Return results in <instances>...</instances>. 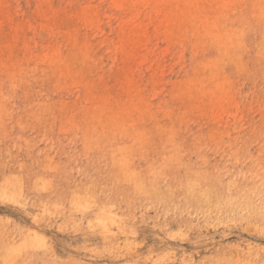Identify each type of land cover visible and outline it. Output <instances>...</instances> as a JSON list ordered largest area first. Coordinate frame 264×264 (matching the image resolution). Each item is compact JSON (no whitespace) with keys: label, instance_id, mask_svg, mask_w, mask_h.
Masks as SVG:
<instances>
[{"label":"rangeland","instance_id":"rangeland-1","mask_svg":"<svg viewBox=\"0 0 264 264\" xmlns=\"http://www.w3.org/2000/svg\"><path fill=\"white\" fill-rule=\"evenodd\" d=\"M168 1L169 0H167V3H166V1L164 2V0H157V2L151 1V0L149 2L146 0V1L141 2L140 6L136 7L135 9L134 8L130 9V8H124L123 6L115 2V0H102V1L101 0H52V1L51 0H31V1L30 0H15V1L14 0H3V1L0 0V3H1L0 5L1 6L0 7V11H1L0 25L2 26V27L0 26L1 27L0 34L3 33L2 35H0V47H1L0 48V52H1L0 53V66L2 67V68L0 67V75L2 76V78L0 76V84H1L0 86V94H1L0 95V109L1 110L3 109L2 111H0L1 113L0 118H2L0 119V125H1L0 126V138L2 137L0 139L1 140L0 148L2 146V149H0V157H1L0 164H2L0 166V183L2 184L0 186V189H1V192H0V204H1L0 205V230H1V233L0 235L5 233L4 235L0 236V238H2L4 241L3 242L2 239H0V246H2L0 247L2 249L0 250L1 251L0 256L4 254L2 255L3 258L2 256L0 257V264H26V261L28 262L27 264H45V263L46 264H113V263L114 264H148V263L149 264H211L212 262H214L213 264H216V263L223 264L224 262H226L225 264L227 263L228 264H239V263L240 264H264V218H262L264 217V209H263L264 208L263 206L264 205V81H263L264 71H261V70H264L263 68L264 67V57H263L264 56V38H263L264 36V8H263L264 0H261V1L260 0H198V1L197 0H186V1L178 0L179 2L177 0H170L169 2ZM149 3L151 6L149 5ZM154 4H157L158 6ZM227 4L228 6H226ZM35 5H36V8H35ZM43 5L45 6V8ZM142 5H144V7ZM202 5H203V8H202ZM47 6L48 7L50 6V7L46 8ZM61 6H64L66 8L64 9V7H61ZM205 6L207 8H205ZM26 8L28 10H26ZM241 8L243 11L241 10ZM44 9L46 10V12ZM79 9H81L82 12ZM155 9H158V11L157 12L154 11ZM205 9H208V11L209 10L210 11L205 12ZM254 9H256L257 11ZM68 10L70 11V13ZM17 11L19 14L18 13L16 14ZM239 11L242 13H240ZM232 12L233 14H231ZM234 12L235 13L238 12L237 13L238 15L235 14ZM5 13L7 14L8 19L6 18ZM13 13L15 14L13 15ZM36 13H38V15ZM52 13L53 14L56 13L54 14L56 15V17L52 15ZM71 13H72V17L69 16V14L71 15ZM94 13L96 15H94ZM25 14L27 15V17ZM91 14L94 17L93 16L90 17ZM48 15L52 17H48ZM67 16L69 17L68 19H67ZM77 16L79 17V19ZM15 17L16 19L20 18L21 20L20 19L16 20ZM206 17H208L207 18L208 20L205 19ZM237 17H240V18H237ZM10 18L12 19V21ZM44 18H46L47 20ZM88 18L89 20H87ZM154 18L158 20L155 21ZM234 18L235 20H233ZM25 19H27L28 21ZM64 19L66 22L64 21ZM99 19L102 23H100ZM140 20L141 21L144 20V21L141 22ZM170 20L173 23H171ZM222 20L224 21V25H223ZM210 21L214 22V25H212L213 23H211ZM47 23L49 24L47 25ZM155 23H157V25ZM164 23H165V26H164ZM169 23L172 25H170ZM236 23H238L239 25ZM248 23H251V24H248ZM75 24L76 25L78 24V25L76 26ZM122 24L124 26L127 25L128 27L123 26L124 29L123 28L121 29L120 25ZM26 25L28 27H26ZM32 25L34 26L35 29L33 28ZM129 25H132L135 27L137 25L138 27L140 26L139 34L133 37L135 34L131 30L130 31L128 30V28L131 27V26L129 27ZM10 26H11V29H10ZM46 26L48 28H46ZM211 26H213V29H211L212 28ZM87 27L88 28L90 27V28L88 29ZM196 27H197V30H196ZM170 28L172 31L170 30ZM209 28H210V31H209ZM41 29L45 30V32H43ZM104 29H105V32H103ZM119 29H121L122 32ZM236 29L238 31H235ZM170 32H172V34ZM203 32L205 33V35H203L204 34ZM4 33L6 36L4 35ZM30 33L32 34L30 35ZM140 33L141 34L143 33L144 35L143 34L141 35ZM165 33L167 34L165 35ZM196 33L199 35H196ZM209 33L210 34L212 33V35H210ZM88 34H89V39H88ZM200 35H203V36L200 37ZM125 36L127 37V39H125ZM187 36H190V37H187ZM22 37L24 38V42H23ZM83 37H86V38H84L83 40ZM217 37L219 38V41ZM2 38H5V39H2ZM189 38L191 40H189ZM79 39H82V40H79ZM123 39L125 42H122ZM126 42L129 45H127ZM213 44H216V45H213ZM74 45H77V47H75ZM90 46H91V49H89ZM18 48H19V51H18ZM50 48L52 49L49 51ZM132 49L133 50L136 49V50L132 51ZM82 50H83V54H81ZM57 52L61 54L58 55ZM112 52L113 54L111 55ZM133 52L135 54H133ZM27 53H28V56H27ZM52 54H53V57H52ZM61 55L63 56V58ZM83 55L86 57H84ZM74 57L75 59H73ZM25 58H27L28 61ZM50 58L52 59L50 60ZM35 60H40V61H35ZM50 61L51 63H49ZM116 63L117 65H115ZM96 64L97 66L95 67ZM206 65H207V68L205 67ZM64 66H66V68ZM159 67L161 69H159ZM53 68L54 69L57 68V69L54 70ZM79 68L81 69L83 68L82 72L80 71ZM219 69H221V71ZM29 70H32V72L33 71L34 72L33 73L31 71L29 72ZM43 70H45L46 72ZM52 70L53 72L54 71L55 72L52 73ZM162 72L164 75L162 74ZM64 74L67 76H64ZM74 75H77V76H74ZM118 75L119 76L121 75V76L117 77ZM12 76H13V79H12ZM125 76L127 79H123ZM148 77L150 80L148 79ZM88 78H91V80L88 81ZM116 78H117L118 83L115 82ZM1 79L3 80L1 81ZM97 79H100V80H97ZM196 79L199 80V82L196 81ZM75 80L78 82H76ZM119 80H122V81H119ZM172 80L174 81V84L172 83ZM85 81H86V86L83 87V85L85 84ZM201 81L202 83H200ZM61 82H62V85H60ZM14 83H15V86H14ZM149 83L150 85H148ZM102 84H106V85L103 86ZM127 84H130V85L127 86ZM16 85L18 86L16 87ZM63 85L65 86L62 87ZM66 85H68L69 87ZM70 85H72L73 87L72 86L70 87ZM139 85H140V88H139ZM207 85L211 88H208ZM2 86H3V89H2ZM94 86L96 87V89ZM170 86H172L173 88H171ZM183 86L185 88H183ZM201 86L204 87L205 89L202 88ZM61 87L62 89H59ZM89 87L93 89H90ZM125 87L127 88V90H125L126 89ZM144 87H145V90H144ZM186 87L188 90H185ZM195 87H197L198 89L197 91ZM11 88H13V90ZM85 88H87L88 90L87 89L84 90ZM89 89L92 91H90ZM203 90L204 92H202ZM85 91L87 92V94ZM102 91L105 92L104 96L102 95L103 94ZM182 91H183V94H182ZM227 91H228V94H227ZM112 92L113 94L114 93L115 94L113 95ZM179 92H180V95H179ZM194 92L195 93L197 92L199 95L197 93L195 94ZM6 93H9V94H6ZM82 93H84L83 95L85 97L84 96L82 97L81 95ZM95 93L98 95H95ZM25 95H27V100H26ZM60 97H62V99ZM90 97L93 99H91ZM140 97L142 98L140 99ZM90 99L93 102H91ZM125 99H128L127 101L129 103H127ZM110 100L111 101L114 100L115 102L113 101L112 103ZM142 100L144 103L142 102ZM219 100H222V101L224 100L223 102L221 101L223 104L222 103L219 104V102H216ZM54 101L56 104L53 103ZM66 101L70 104H68ZM116 101L117 102L119 101V102L117 103ZM35 102L37 104H35ZM41 102H44V103H41ZM193 102H196V103H193ZM209 102H212V103L214 102V106L212 105V103H209ZM88 103H91V105ZM217 103L219 105H217ZM61 104H63V106ZM221 104L223 106H221ZM225 105H227V107ZM101 106H103L104 109H102L103 107L101 108ZM220 106L222 108L225 107V109L221 110L222 108ZM111 107L112 108L114 107V108L111 109ZM216 107L217 108L220 107V109L219 108L217 109ZM5 108L6 110L4 111ZM94 108L96 111L95 110L93 111ZM144 109L147 111H145ZM157 109L158 111H156ZM226 110L228 113L226 112ZM107 111L108 113H106L105 115L106 118H104V114ZM149 111L151 112V115H149ZM38 112L39 113L41 112V114L43 113L42 116L39 117L40 114ZM60 112H62L61 113L62 116L59 114ZM181 112H184V114ZM70 113L73 118L71 116H69L70 118L68 117V114L70 115ZM138 113L139 115L141 113V119H140V116H138ZM144 113L145 115H143ZM218 113H219V116H218ZM85 114L87 115L85 116ZM194 114H197V115H194ZM8 115H10V117H8ZM225 115H227V117H225ZM130 116L131 117L138 116L136 117V119L137 120L140 119V121L142 120V122H140L139 120L138 122L134 117L131 118ZM115 117L118 121L115 120ZM215 117L217 118V120L214 119ZM8 118L9 119L11 118V119L9 120ZM43 118L45 120H43ZM93 118L95 121L96 120L97 121L96 122L93 121ZM126 118L127 120H125ZM129 118L131 121L128 120ZM88 119H89V124L87 121ZM119 120L121 123L119 122ZM155 120H157V122H155ZM70 123H72L73 127L69 126L71 125ZM117 123H119L120 126L122 127H120L119 124ZM132 123L133 125H131ZM143 125L144 127H142ZM26 126H28L27 129H26ZM42 126L43 127L45 126V127L43 128ZM150 127L152 128L154 127L153 128L154 130H152V128ZM36 128L38 129V131H35ZM42 128L43 130H41ZM123 128L124 130H122ZM125 128H128V129L131 128L130 130L127 129L128 131L125 132L127 134L129 133L128 134L130 135L129 137L128 135L121 132V131H125ZM135 129H138L139 131L137 132V130ZM160 130H162L163 132ZM24 131H26L27 133ZM89 131H91V133ZM152 131L154 133H152ZM102 132L103 134H105L104 136H102ZM115 133H118V134L115 135ZM141 133L145 135L144 136L145 138L143 137ZM10 134L12 137L10 136ZM96 134H98L99 137ZM123 134H124V137L123 136L120 137V135H123ZM93 135L97 137L95 138ZM132 135L133 137L135 136L134 137L135 139L131 137ZM159 135H161V137ZM105 136L108 137L109 139L108 138L106 139ZM170 136L173 138H171ZM36 137L37 138L39 137V138L37 139ZM164 137L166 139H164ZM192 137L196 140L194 141ZM69 138H70V141H69ZM97 138L99 139V141ZM83 139H84V142H83ZM133 139L135 141H133ZM148 140L150 142H148ZM110 141L112 142L111 144H110ZM122 142L124 143V145H121ZM190 142L191 144L192 143L193 144L191 145ZM14 143H15V146H14ZM95 143H98V144L94 146ZM138 143L139 144L142 143V145L140 144L139 146ZM170 144L173 146H171ZM175 144L178 146V148ZM47 146H48V151H47ZM6 149H8V152ZM19 149L21 150L19 151ZM40 149L41 151H39ZM121 149L122 150L124 149V151H122ZM10 150L13 152H10ZM60 150L62 153H60ZM115 150H116V153H115ZM15 151H17L16 152L17 155L15 154ZM125 151L126 152L131 151V152L126 153ZM33 153L35 154V156L33 155ZM103 153H104L103 155L104 158L102 156ZM177 153L179 157L181 156L180 159L178 158ZM37 154H38V157H36ZM164 157L165 159L163 160ZM40 158L42 160H40ZM161 158H162V161L160 160ZM89 160L91 162H89ZM25 161L28 163H26ZM97 162H99V164ZM81 163H82V166H81ZM156 163H159L160 165L159 164L156 165ZM179 163L180 164L182 163V164L180 165ZM57 164L60 167H58ZM116 164L119 166H117ZM138 164H141V165H138ZM145 164H147V166ZM176 164L178 165V167H175ZM91 165L94 167H92ZM90 166L92 167V169ZM59 168H61V170ZM19 169L21 171H19ZM33 169L34 170L36 169V170L32 171ZM62 171L64 172V174ZM35 173H37V176ZM162 173L164 174V176ZM198 174H200V176ZM19 175L21 177H19ZM30 175L31 176L33 175V176L31 177ZM51 175L53 178L51 177ZM23 177H25V179ZM19 178L21 181L19 180ZM184 178L185 180H183ZM203 178L205 180V183L203 182L204 181ZM206 178L209 180H207ZM52 179H55V181L56 180L57 181L53 182ZM63 179L64 181H62ZM107 179H109L108 182H107ZM156 179H158V181ZM15 181H16V184H19L18 189L21 186L24 190L22 188H20V190H17L16 188L17 186L16 185H15L16 187L14 186ZM31 181L32 183L30 184ZM184 181L188 183H184ZM213 181H215L214 184H212ZM11 182L12 184H10ZM163 182H164V186H162L163 184H161ZM182 182L183 184H181ZM75 183H76V186L78 185L77 187H75ZM112 183L114 184V186ZM216 183L219 187L216 186ZM52 184H53V187H52ZM27 185H29L30 187ZM156 185L158 186V189L157 187H155ZM177 186L179 187V189ZM1 187H3V190ZM12 188H14L15 190ZM168 189L170 190V193ZM202 189L203 191H201ZM11 190L16 192V194L14 193L15 196H13L14 194H13V191ZM49 190L51 191L49 192ZM122 190H124V192H122ZM159 190H161L162 192L160 191V193H158ZM215 190L216 191L218 190V191L216 192ZM8 191L9 192L11 191L12 195H10L11 193H9ZM98 191H99V194H98ZM148 191H151V192L147 193ZM232 192L238 196L234 195ZM140 193L141 195L139 196ZM249 193L251 194V196L249 195ZM196 194L198 195V197ZM38 195H39V198H38ZM63 195L65 198L63 197ZM253 195L255 196L253 197ZM3 197L4 198L6 197L7 199L5 198V200H8V201L6 202L3 201L4 200ZM33 198H35V200ZM169 198L170 200H168ZM220 198L223 200L225 199V201L221 200ZM245 198L247 199V201ZM16 199H18L17 202H16ZM47 199L49 200V202ZM207 199H209L210 201L209 204H208L209 201ZM218 199L220 200V202L218 201ZM233 199L236 202H234ZM60 200L62 201V203ZM200 200L203 202H200ZM240 200L242 202H240ZM79 201L80 202L82 201L83 203L82 202L80 203ZM230 201L231 203L229 204ZM199 202L201 204H199ZM106 203L107 205H105ZM244 203L246 205H243ZM248 203H249V206H248ZM198 204L201 207L197 206ZM237 204L239 206H236ZM186 206L188 208V209L186 208L187 210L185 209ZM234 206H236L235 209H234ZM172 207L174 209H172ZM213 207H214V210H213ZM217 207H220V208L222 207L225 209L221 208L220 210L218 208V210H216ZM79 208L82 210L80 211ZM85 208H87L88 210H85ZM46 209H47V212H46ZM98 209L100 210L102 209L103 211L102 210L100 211ZM208 209H210V213ZM195 211L197 212V214ZM198 211H200L199 214H198ZM34 212L37 215H35ZM108 213H111V214H108ZM210 214H211V217H209ZM141 215H142V219L140 218ZM119 216H122V217H119ZM105 217H106V221H105ZM219 217L221 219H219ZM90 219H93V220H90ZM113 220L117 222V224ZM138 220H139V223H138ZM49 221L50 223H52V225L49 223ZM86 222H88V224ZM94 222L95 224L97 222V224H100V225H97V224L95 225ZM62 225L64 226V228ZM87 225H89L88 226L89 228H87ZM94 225H95V228H94ZM104 229L106 230L104 231ZM14 231H16L17 233L16 232L14 233ZM25 232L27 234H25ZM127 233H130V235ZM29 234H31L32 236L30 237ZM88 234L90 237L88 236ZM76 237L77 239H75ZM30 238H32V240ZM34 239L35 241H33ZM30 244L32 245V248ZM36 245H38L39 247ZM42 249H44V251L46 249V251L43 252ZM82 250H83V253H82ZM23 252L24 253L26 252L25 255ZM17 253L20 255H17ZM135 253L139 256H137ZM23 255L24 257H22ZM217 256H218V259H217ZM221 257L224 260L221 259ZM213 258H214V261L211 262L210 259L213 260Z\"/></svg>","mask_w":264,"mask_h":264},{"label":"bare ground","instance_id":"bare-ground-1","mask_svg":"<svg viewBox=\"0 0 264 264\" xmlns=\"http://www.w3.org/2000/svg\"><path fill=\"white\" fill-rule=\"evenodd\" d=\"M2 1H3V0H2ZM14 1H15V0H14ZM30 1H31V0H30ZM51 1H52V0H51ZM101 1H102V0H101ZM143 1H146V0H115V2H117L119 5L123 6L124 8H130V9H133V8L135 9L136 7L140 6V3L143 2ZM147 1L150 2V0H147ZM151 1H156V2H157V0H151ZM165 1H166V3H167V0H164V2H165ZM169 1H170V0H169ZM169 1H168V2H169ZM177 1H178V0H177ZM181 1H183V0H181ZM185 1H186V0H185ZM197 1H198V0H197ZM260 1H261V0H260ZM60 2H61V1H60ZM97 2H98V1H97ZM110 2H111V1H110ZM160 2H161V1H160ZM162 2H163V1H162ZM178 2H179V1H178ZM229 2H230V1H229ZM249 2H250V1H249ZM36 3H37V2H36ZM36 3H35V4H36ZM67 3H68V2H67ZM117 3H116V4H117ZM146 3H147V2H146ZM204 3H205V2H204ZM256 3H257V2H256ZM263 3H264V2H263ZM8 4H9V3H8ZM22 4H23V3H22ZM43 4H44V3H43ZM74 4H75V3H74ZM95 4H96V3H95ZM113 4H114V2H113ZM157 4H158V3H157ZM157 4H154V5H157ZM192 4H193V2H192ZM228 4H230V3H228ZM228 4H227L226 6H228ZM0 5H1V3H0ZM44 5H45V4H44ZM44 5H43V6H44ZM61 5H62V4H61ZM68 5H69V4H68ZM149 5H150V3H149ZM163 5H164V4H163ZM163 5H162V6H163ZM181 5H182V4H181ZM263 5H264V4H263ZM41 6H42V4H41ZM80 6H81V5H80ZM87 6H88V5H87ZM142 6L144 7V5H142ZM150 6H151V5H150ZM157 6H158V5H157ZM157 6H156V7H157ZM165 6H166V5H165ZM226 6H225V7H226ZM261 6H262V5H261ZM0 7H1V6H0ZM49 7H50V6H49ZM49 7L47 6L46 8H49ZM57 7H58V6H57ZM57 7H56V8H57ZM61 7H64V6H61ZM90 7H92V6H90ZM95 7H96V6H95ZM100 7H101V6H100ZM148 7H149V6H148ZM159 7H161V6H159ZM159 7H158V8H159ZM176 7H177V6H176ZM255 7H256V6H255ZM257 7H258V6H257ZM17 8H18V7H17ZM35 8H36V5H35ZM44 8H45V6H44ZM65 8H66V7H64V9H65ZM72 8H73V6H72ZM86 8H88V7H86ZM96 8H97V7H96ZM118 8H119V7H118ZM202 8H203V5H202ZM205 8H207V7L205 6ZM253 8H254V7H253ZM263 8H264V7H263ZM263 8H262V9H263ZM4 9H5V8H4ZM9 9H10V8H9ZM32 9H34V8H32ZM58 9H59V8H58ZM61 9H62V8H61ZM84 9H85V8H84ZM91 9H92V8H91ZM91 9H90V11H91ZM141 9H143V8H141ZM141 9H140V10H141ZM151 9H152V7H151ZM153 9H154V8H153ZM231 9H232V7H231ZM26 10H28V9L26 8ZM44 10H45V9H44ZM62 10H63V9H62ZM71 10H72V9H71ZM79 10L82 12L81 9H79ZM104 10H105V9H104ZM106 10H107V9H106ZM236 10H237V9H236ZM236 10H235V11H236ZM239 10H240V9H239ZM241 10H242V8H241ZM254 10H256V9H254ZM15 11H16V9H15ZM15 11H14V12H15ZM49 11H50V10H49ZM52 11H53V10H52ZM68 11H69V10H68ZM73 11H74V10H73ZM84 11H85V10H84ZM154 11L157 12L158 9H155ZM206 11H208V9H205V12H206ZM209 11H210V10H209ZM209 11H208V12H209ZM242 11H243V10H242ZM256 11H257V10H256ZM45 12H46V10H45ZM50 12H51V11H50ZM64 12H65V11H64ZM66 12H67V11H66ZM75 12H76V11H75ZM88 12H89V11H88ZM149 12H150V11H149ZM201 12H202V10H201ZM239 12H240V11H239ZM251 12H252V11H251ZM0 13H1V11H0ZM17 13H18V11L16 12V14H17ZM22 13H23V12H22ZM27 13H28V12H27ZM56 13H57V12H56ZM56 13H54V14H56ZM69 13H70V11H69ZM89 13H90V12H89ZM139 13H140V12H139ZM234 13H235V12H234ZM237 13H238V12H237ZM237 13H235V14H237ZM240 13H242V12H240ZM245 13H246V12H245ZM5 14H6V13H5ZM5 14H3V15H5ZM10 14H11V13H10ZM10 14H8V15H10ZM14 14H15V13H13V15H14ZM18 14H19V13H18ZM36 14L38 15V13H36ZM46 14H47V13H46ZM54 14L52 13V15H54ZM75 14H76V13H75ZM79 14H80V12H79ZM199 14H200V13H199ZM199 14H198V15H199ZM231 14H233V12H232ZM25 15H26V14H25ZM30 15H31V14H30ZM44 15H45V14H44ZM77 15H78V13H77ZM94 15H96V14L94 13ZM152 15H153V14H152ZM157 15H158V14H157ZM165 15H166V14H165ZM181 15H182V14H181ZM223 15H224V14H223ZM237 15H238V14H237ZM15 16H17V15H15ZM54 16L56 17V15H54ZM69 16L72 17V13H71V15L69 14ZM83 16H84V15H83ZM92 16H93V15L91 14L90 17H92ZM99 16H100V15H99ZM104 16H105V15H104ZM107 16H108V15H107ZM122 16H123V15H122ZM194 16H195V15H194ZM229 16H230V15H229ZM232 16H233V15H232ZM247 16H248V15H247ZM9 17H10V16H9ZM19 17H20V16H19ZM26 17H27V15H26ZM28 17H30V16H28ZM36 17H37V16H36ZM39 17H40V16H39ZM48 17H52V16H49V15H48ZM65 17H66V16H65ZM77 17H78V16H77ZM80 17H81V16H80ZM84 17H85V16H84ZM84 17H83V18H84ZM93 17H94V16H93ZM131 17H133V16H131ZM136 17H137V16H136ZM136 17H135V18H136ZM168 17H170V16H168ZM227 17H228V16H227ZM235 17H236V16H235ZM240 17H241V16H240ZM240 17H237V18H240ZM6 18H7V14H6ZM11 18H12V17H11ZM11 18H10V19H11ZM13 18H14V17H13ZM21 18H22V17H21ZM40 18H41V17H40ZM61 18H62V17H61ZM68 18H69V17L67 16V19H68ZM81 18H82V17H81ZM102 18H103V17H102ZM104 18H105V17H104ZM135 18H134V19H135ZM193 18H195V17H193ZM193 18H192V19H193ZM207 18H208V17H206L205 19H207ZM216 18H217V17H216ZM230 18H231V17H230ZM248 18H249V17H248ZM4 19H5V18H4ZM7 19H8V18H7ZM15 19H16V17H15ZM19 19H20V18H17L16 20H19ZM44 19H46V18H44ZM52 19H53V18H52ZM70 19H71V18H70ZM74 19H75V18H74ZM78 19H79V17H78ZM111 19H112V18H111ZM116 19H117V18H116ZM141 19H143V18H141ZM154 19H155V18H154ZM161 19H163V18H161ZM169 19H170V18H169ZM173 19H175V18H173ZM184 19H185V18H184ZM205 19H204V21H205ZM209 19H210V18H209ZM226 19H227V18H226ZM249 19H250V18H249ZM2 20H3V19H2ZM20 20H21V19H20ZM25 20H27V19H25ZM46 20H47V19H46ZM56 20H57V19H56ZM58 20H59V19H58ZM87 20H89V18H88ZM109 20H110V19H109ZM109 20H108V21H109ZM113 20H114V19H113ZM131 20H132V19H131ZM157 20H158V19H157ZM157 20L155 19V21H157ZM165 20H166V19H165ZM171 20H172V19H171ZM171 20H170V22H171ZM186 20H187V19H186ZM207 20H208V19H207ZM210 20H211V19H210ZM220 20H221V19H220ZM233 20H235V18H234ZM241 20H242V19H241ZM255 20H256V19H255ZM255 20H254V21H255ZM11 21H12V19H11ZM23 21H24V19H23ZM27 21H28V20H27ZM64 21H65V19H64ZM91 21H92V20H91ZM99 21H100V19H99ZM102 21H103V20H102ZM140 21H141V20H140ZM143 21H144V20H143ZM143 21H141V22H143ZM159 21H161V20H159ZM191 21H192V20H191ZM212 21H213V20H212ZM212 21H210V22L213 23L212 25H214V22H212ZM222 21H223V20H222ZM236 21H237V20H236ZM18 22H19V21H18ZM18 22H17V23H18ZM32 22H34V21H32ZM59 22H60V21H59ZM62 22H63V21H62ZM65 22H66V21H65ZM67 22H69V21H67ZM70 22H71V21H70ZM93 22H94V21H93ZM133 22H134V20H133ZM196 22H197V21H196ZM218 22H219V21H218ZM238 22H239V21H238ZM241 22H242V21H241ZM258 22H259V21H258ZM8 23H9V22H8ZM10 23H12V22H10ZM19 23H20V22H19ZM35 23H36V22H35ZM53 23H54V22H53ZM89 23H90V22H89ZM91 23H92V22H91ZM100 23H102V22L100 21ZM157 23H158V22H157ZM157 23H155V24L157 25ZM171 23H173V22H171ZM174 23H175V21H174ZM211 23H210V24H211ZM226 23H227V22H226ZM232 23H233V22H232ZM48 24H49V23H47V25H48ZM55 24H56V23H55ZM59 24H61V23H59ZM78 24H79V23H78ZM78 24H77V25H78ZM117 24H118V23H117ZM134 24H135V23H134ZM134 24H133V25H134ZM151 24H152V23H151ZM169 24H170V23H169ZM199 24H200V23H199ZM210 24H209V25H210ZM220 24H221V23H220ZM220 24H219V25H220ZM236 24H238V23H236ZM248 24H251V23H248ZM30 25H31V24H30ZM51 25H52V24H51ZM65 25H67V24H65ZM75 25H76V24H75ZM77 25H76V26H77ZM142 25H143V24H142ZM161 25H162V24H161ZM170 25H172V24H170ZM207 25H208V24H207ZM223 25H224V21H223ZM238 25H239V24H238ZM238 25H237V26H238ZM0 26H1V25H0ZM32 26H33V25H32ZM54 26H56V25H54ZM58 26H59V25H58ZM70 26H71V25H70ZM90 26H91V25H90ZM105 26H106V25H105ZM123 26H124L123 24L120 25V28L122 29ZM125 26H127V25H125ZM125 26H124V27H125ZM130 26H131V27H130ZM162 26H163V25H162ZM164 26H165V23H164ZM187 26H188V25H187ZM234 26H235V25H234ZM1 27H2V26H1ZM1 27H0V28H1ZM4 27H5V26H4ZM24 27H25V26H24ZM26 27H28V26L26 25ZM30 27H31V26H30ZM35 27H36V26H35ZM81 27H82V26H81ZM91 27H92V26H91ZM117 27H118V26H117ZM127 27H128V26H127ZM127 27H126V28H127ZM129 27H130V28H128V30H129V31L131 30V31L135 34L133 37H135L136 35L139 34V29H140L139 27H140V26L138 27V25H137V26L135 27V26L129 25ZM188 27H189V26H188ZM211 27H212L211 29H213V26H211ZM33 28H34V26H33ZM46 28H48V27L46 26ZM87 28H88V27H87ZM89 28H90V27H89ZM89 28H88V29H89ZM103 28H104V26H103ZM107 28H108V27H107ZM118 28H119V27H118ZM118 28H117V29H118ZM126 28H125V29H126ZM189 28H190V27H189ZM191 28H193V27H191ZM3 29H4V28H3ZM10 29H11V26H10ZM24 29H26V28H24ZM34 29H35V28H34ZM37 29H38V27H37ZM66 29H67V28H66ZM83 29H84V28H83ZM115 29H116V28H115ZM121 29H119V30L122 32ZM123 29H124V28H123ZM178 29H180V28H178ZM194 29H195V28H194ZM204 29H205V28H204ZM206 29H207V28H206ZM227 29H228V28H227ZM21 30H22V28H21ZM28 30H30V29H28ZM41 30H42L43 32H45V30H43V29H41ZM81 30H82V28H81ZM158 30H159V29H158ZM170 30H171V28H170ZM191 30H192V29H191ZM196 30H197V27H196ZM202 30H203V29H202ZM214 30H215V29H214ZM216 30H217V29H216ZM241 30H242V29H241ZM248 30H249V29H248ZM2 31H3V30H2ZM2 31H1V32H2ZM24 31H25V30H24ZM48 31H49V30H48ZM75 31H77V30H75ZM91 31H92V30H91ZM120 31H119V33H120ZM124 31H125V30H124ZM124 31H123V33H124ZM168 31H169V30H168ZM171 31H172V30H171ZM173 31H174V30H173ZM175 31H176V30H175ZM179 31H180V30H179ZM209 31H210V28H209ZM226 31H227V30H226ZM235 31H238V30L236 29ZM9 32H10V31H9ZM28 32H29V31H28ZM30 32H32V31H30ZM64 32H65V31H64ZM81 32H82V31H81ZM103 32H105V29H104ZM142 32H143V31H142ZM159 32H160V31H159ZM165 32H166V31H165ZM177 32H178V31H177ZM197 32H198V31H197ZM211 32H213V31H211ZM6 33H7V32H6ZM48 33H49V32H48ZM82 33H83V32H82ZM115 33H116V32H115ZM133 33H132V35H133ZM144 33H145V32H144ZM170 33L172 34V32H170ZM179 33H180V32H179ZM179 33H178V34H179ZM203 33H204V32H203ZM214 33H215V32H214ZM235 33H237V32H235ZM242 33H243V32H242ZM2 34H3V33H1L0 35H2ZM31 34H32V33H30V35H31ZM92 34H93V32H92ZM117 34H118V33H117ZM140 34H141V33H140ZM142 34H143V33H142ZM142 34H141V35H142ZM158 34H159V33H158ZM166 34H167V33H165V35H166ZM168 34H169V33H168ZM178 34H177V35H178ZM191 34H193V33H191ZM191 34H190V35H191ZM209 34H210V33H209ZM244 34H245V33H244ZM4 35H5V33H4ZM4 35H3V36H4ZM64 35H66V34H64ZM86 35H87V34H86ZM86 35H85V36H86ZM95 35H96V34H95ZM115 35H116V34H115ZM122 35H123V34H122ZM143 35H144V34H143ZM145 35H146V34H145ZM196 35H199V34L196 33ZM203 35H205V33H204ZM203 35H200V37H202ZM210 35H212V33H211ZM210 35H209V36H210ZM5 36H6V35H5ZM32 36H33V35H32ZM59 36H60V35H59ZM68 36H69V35H68ZM120 36H121V35H120ZM181 36H182V35H181ZM242 36H243V35H242ZM26 37H27V36H26ZM75 37H76V36H75ZM80 37H81V35H80ZM129 37H130V36H129ZM131 37H132V36H131ZM164 37H165V36H164ZM187 37H190V36H187ZM238 37H239V36H238ZM9 38H10V37H9ZM9 38H8V39H9ZM22 38H23V37H22ZM46 38H47V37H46ZM73 38H74V37H73ZM84 38H86V37H83V40H84ZM179 38H181V37H179ZM204 38H205V37H204ZM217 38H218V37H217ZM217 38H216V39H217ZM220 38H221V37H220ZM263 38H264V36H263ZM2 39H5V38H2ZM35 39H36V38H35ZM50 39H51V38H50ZM68 39H69V38H68ZM88 39H89V34H88ZM105 39H106V37H105ZM109 39H110V38H109ZM125 39H127L126 36H125ZM128 39H129V38H128ZM168 39H169V38H168ZM213 39H215V38H213ZM240 39H241V38H240ZM261 39H262V38H261ZM9 40H10V39H9ZM21 40H22V39H21ZM55 40H56V39H55ZM57 40H58V39H57ZM79 40H82V39H79ZM116 40H117V39H116ZM134 40H136V39H134ZM142 40H143V39H142ZM175 40H176V38H175ZM182 40H183V39H182ZM189 40H191V39L189 38ZM220 40H221V39H220ZM5 41H7V40H5ZM19 41H20V40H19ZM19 41H18V42H19ZM33 41H34V40H33ZM58 41H59V40H58ZM62 41H63V40H62ZM76 41H77V40H76ZM85 41H86V40H85ZM85 41H84V42H85ZM138 41H140V40H138ZM143 41H144V40H143ZM168 41H169V40H168ZM206 41H207V40H206ZM206 41H205V42H206ZM218 41H219V38H218ZM218 41H217V42H218ZM259 41H260V40H259ZM23 42H24V38H23ZM78 42H79V41H78ZM90 42H91V41H90ZM93 42H94V41H93ZM106 42H107V41H106ZM116 42H117V41H116ZM122 42H125L124 39H123ZM136 42H137V41H136ZM176 42H177V41H176ZM196 42H197V41H196ZM47 43H48V42H47ZM47 43H46V44H47ZM81 43H82V42H81ZM85 43H86V42H85ZM97 43H98V42H97ZM102 43H104V42H102ZM102 43H101V44H102ZM112 43H113V42H112ZM118 43H119V42H118ZM128 43H130V42H128ZM133 43H134V41H133ZM133 43H132V44H133ZM140 43H141V42H140ZM181 43H182V42H181ZM259 43H260V42H259ZM18 44H19V43H18ZM63 44H64V43H63ZM75 44H76V43H75ZM93 44H94V43H93ZM126 44H127V42H126ZM200 44H201V43H200ZM44 45H45V44H44ZM85 45H86V44H85ZM95 45H96V43H95ZM97 45H99V44H97ZM127 45H129V44H127ZM213 45H216V44H213ZM226 45H227V44H226ZM240 45H241V44H240ZM24 46H25V45H24ZM35 46H36V45H35ZM74 46L77 47V45H74ZM132 46H133V45H132ZM138 46H139V45H138ZM138 46H137V47H138ZM243 46H244V45H243ZM11 47H12V46H11ZM14 47H15V46H14ZM52 47H53V46H52ZM75 47H74V48H75ZM83 47H84V46H83ZM101 47H102V46H101ZM126 47H128V46H126ZM133 47H134V46H133ZM204 47H205V46H204ZM220 47H221V46H220ZM225 47H226V46H225ZM231 47H232V45H231ZM0 48H1V47H0ZM20 48H21V47H20ZM44 48H46V47H44ZM55 48H56V46H55ZM112 48H113V47H112ZM116 48H117V47H116ZM122 48H123V47H122ZM124 48H125V47H124ZM131 48H132V47H131ZM229 48H230V47H229ZM2 49H3V48H2ZM14 49H15V48H14ZM51 49H52V48H50L49 51H50ZM58 49H59V48H58ZM61 49H62V47H61ZM65 49H66V48H65ZM87 49H88V48H87ZM89 49H91V46L89 47ZM95 49H96V48H95ZM129 49H130V48H129ZM136 49H137V48H136ZM136 49H135V50H136ZM230 49H231V48H230ZM235 49H236V48H235ZM253 49H254V48H253ZM20 50H21V49H20ZM47 50H48V49H47ZM59 50H60V49H59ZM77 50H78V49H77ZM79 50H80V49H79ZM85 50H86V49H85ZM85 50H84V51H85ZM118 50H119V49H118ZM135 50L132 49V51H135ZM236 50H237V49H236ZM238 50H240V49H238ZM18 51H19V48H18ZM41 51H42V50H41ZM115 51H116V50H115ZM222 51H223V50H222ZM2 52H3V51H2ZM13 52H14V51H13ZM47 52H48V51H47ZM63 52H64V51H63ZM81 52H82L81 54H83V50H82ZM85 52H86V51H85ZM87 52H88V51H87ZM105 52H107V51H105ZM124 52H125V51H124ZM127 52H128V51H127ZM130 52H131V51H130ZM225 52H226V51H225ZM236 52H237V51H236ZM0 53H1V52H0ZM25 53H26V51H25ZM39 53H40V52H39ZM39 53H38V55H39ZM57 53H58V55L61 54V53H59V52H57ZM64 53H65V52H64ZM5 54H6V53H5ZM5 54H4V55H5ZM20 54H21V53H20ZM48 54H49V53H48ZM87 54H88V53H87ZM112 54H113V52L111 53V55H112ZM127 54H128V53H127ZM133 54H135V53L133 52ZM237 54H238V53H237ZM258 54H259V53H258ZM17 55H18V53H17ZM24 55H25V54H24ZM35 55H36V53H35ZM50 55H51V54H50ZM55 55H56V54H55ZM66 55H67V54H66ZM75 55H76V54H75ZM90 55H91V53H90ZM131 55H132V54H131ZM234 55H235V54H234ZM7 56H9V55H7ZM15 56H16V55H15ZM27 56H28V53H27ZM61 56H62V55H61ZM61 56H60V57H61ZM83 56H84V55H83ZM94 56H95V54H94ZM126 56H127V55H126ZM4 57H5V56H4ZM52 57H53V54H52ZM58 57H59V56H58ZM66 57H67V56H66ZM84 57H86V56H84ZM110 57H111V56H110ZM213 57H214V56H213ZM263 57H264V56H263ZM27 58H28V57H27ZM27 58H25V59H27ZM62 58H63V56H62ZM87 58H88V57H87ZM91 58H92V57H91ZM94 58H95V57H94ZM94 58H93V59H94ZM100 58H101V57H100ZM32 59H33V58H32ZM32 59H31V60H32ZM34 59H35V58H34ZM39 59H40V58H39ZM51 59H52V58H50V60H51ZM64 59H65V58H64ZM70 59H71V58H70ZM70 59H69V60H70ZM73 59H75V57H74ZM82 59H83V58H82ZM85 59H86V58H85ZM110 59H111V58H110ZM222 59H223V57H222ZM225 59H226V58H225ZM7 60H8V58H7ZM27 61H28V59H27ZM35 61H40V60H35ZM74 61H75V60H74ZM101 61H102V60H101ZM4 62H6V61H4ZM25 62H26V61H25ZM32 62H33V61H32ZM43 62H44V61H43ZM54 62H55V61H54ZM63 62H64V61H63ZM68 62H69V61H68ZM81 62H82V61H81ZM91 62H92V60H91ZM98 62H99V61H98ZM112 62H113V61H112ZM26 63H27V62H26ZM35 63H36V62H35ZM49 63H51V61H50ZM52 63H53V62H52ZM99 63H100V62H99ZM101 63H102V62H101ZM67 64H68V63H67ZM72 64H73V63H72ZM84 64H85V63H84ZM160 64H161V63H160ZM160 64H159V65H160ZM218 64H219V63H218ZM28 65H30V64H28ZM53 65H55V64H53ZM74 65H75V64H74ZM86 65H87V64H86ZM115 65H117V63H116ZM150 65H151V64H150ZM161 65H162V64H161ZM165 65H166V64H165ZM204 65H205V64H204ZM221 65H222V64H221ZM78 66H79V65H78ZM84 66H85V65H84ZM96 66H97V64L95 65V67H96ZM99 66H100V65H99ZM162 66H163V65H162ZM0 67H1V66H0ZM25 67H26V66H25ZM48 67H49V66H48ZM52 67H53V66H52ZM64 67L66 68V66H64ZM67 67H68V66H67ZM71 67H72V66H71ZM73 67H74V66H73ZM205 67L207 68V65H206ZM1 68H2V67H1ZM83 68H84V67H83ZM83 68H82V69H83ZM97 68H98V67H97ZM148 68H149V67H148ZM155 68H156V67H155ZM263 68H264V67H263ZM14 69H15V68H14ZM51 69H52V68H51ZM53 69H54V68H53ZM56 69H57V68H56ZM56 69H54V70H56ZM68 69H69V68H68ZM68 69H67V70H68ZM70 69H71V68H70ZM79 69H80V71L82 72V69H81V68H79ZM95 69H96V68H95ZM101 69H102V68H101ZM159 69H161V68L159 67ZM25 70H26V69H25ZM36 70H37V68H36ZM74 70H75V69H74ZM97 70H98V69H97ZM216 70H217V69H216ZM219 70L221 71V69H219ZM236 70H237V69H236ZM1 71H3V70H1ZM30 71L32 72V70H29V72H30ZM43 71H45V70H43ZM72 71H73V70H72ZM87 71H88V70H87ZM163 71H165V70H163ZM209 71H210V70H209ZM261 71H264V70H261ZM33 72H34V71H33ZM33 72H32V73H33ZM45 72H46V71H45ZM54 72H55V71H54ZM54 72H53V70H52V73H54ZM156 72H157V71H156ZM48 73H49V72H48ZM52 73H51V74H52ZM116 73H117V72H116ZM159 73H160V71H159ZM204 73H205V72H204ZM204 73H203V74H204ZM30 74H31V73H30ZM51 74H50V75H51ZM94 74H95V73H94ZM96 74H97V73H96ZM119 74H120V73H119ZM125 74H126V73H125ZM162 74H163V72H162ZM219 74H220V73H219ZM68 75H69V74H68ZM71 75H72V74H71ZM115 75H116V74H115ZM115 75H114V76H115ZM153 75H154V74H153ZM153 75H152V76H153ZM163 75H164V74H163ZM204 75H205V74H204ZM262 75H263V74H262ZM0 76H1V75H0ZM20 76H21V75H20ZM31 76H32V75H31ZM55 76H56V75H55ZM64 76H67V75L64 74ZM74 76H77V75H74ZM78 76H79V75H78ZM94 76H95V75H94ZM94 76H93V77H94ZM109 76H110V75H109ZM120 76H121V75H120ZM120 76L118 75L117 77H120ZM139 76H140V75H139ZM152 76H151V78H152ZM71 77H72V76H71ZM79 77H80V76H79ZM81 77H82V76H81ZM97 77H98V75H97ZM97 77H96V78H97ZM115 77H116V76H115ZM1 78H2V76H1ZM30 78H31V77H30ZM35 78H36V77H35ZM53 78H55V77H53ZM59 78H60V77H59ZM66 78H68V77H66ZM159 78H160V77H159ZM162 78H163V77H162ZM7 79H8V78H7ZM12 79H13V76H12ZM31 79H32V78H31ZM86 79H87V78H86ZM100 79H102V78H100ZM100 79H97V80H100ZM104 79H105V78H104ZM114 79H115V78H114ZM120 79H121V78H120ZM123 79H127L126 76H125ZM123 79H122V80H123ZM140 79H141V78H140ZM148 79H149V77H148ZM199 79H200V78H199ZM203 79H204V78H203ZM2 80H3V79H1V81H2ZM40 80H41V79H40ZM58 80H59V79H58ZM89 80H91V78H88V81H89ZM92 80H93V79H92ZM106 80H107V79H106ZM122 80H119V81H122ZM149 80H150V79H149ZM152 80H153V78H152ZM154 80H155V79H154ZM159 80H160V79H159ZM174 80H175V79H174ZM61 81H62V80H61ZM75 81H76V80H75ZM86 81H87V80H86ZM86 81H85V84L83 85V87L86 86ZM88 81H87V82H88ZM113 81H114V80H113ZM163 81H164V80H163ZM170 81H171V80H170ZM196 81L199 82V80H197V79H196ZM263 81H264V80H263ZM5 82H6V81H5ZM7 82H8V81H7ZM76 82H78V81H76ZM106 82H107V81H106ZM115 82L118 83V82H117V78H116V81H115ZM123 82H124V81H123ZM126 82H127V81H126ZM3 83H4V81H3ZM8 83H9V82H8ZM18 83H19V82H18ZM41 83H42V82H41ZM107 83H108V82H107ZM154 83H156V82H154ZM159 83H160V81H159ZM172 83L174 84V81H173V80H172ZM184 83H186V82H184ZM200 83H202V81H201ZM27 84H29V83H27ZM30 84H31V83H30ZM32 84H33V83H32ZM37 84H38V83H37ZM77 84H78V83H77ZM93 84H94V83H93ZM93 84H92V85H93ZM100 84H101V83H100ZM125 84H126V83H125ZM125 84H124V85H125ZM130 84H132V83H130ZM130 84H127V86L130 85ZM146 84H147V83H146ZM163 84H164V83H163ZM190 84H191V83H190ZM208 84H210V83H208ZM60 85H62V82H61ZM60 85H59V86H60ZM75 85H76V83H75ZM75 85H74V86H75ZM102 85L105 86L106 84H102ZM102 85H101V86H102ZM112 85H113V84H112ZM133 85H134V84H133ZM148 85H150V83H149ZM159 85H160V84H159ZM181 85H182V84H181ZM204 85H205V84H204ZM0 86H1V84H0ZM14 86H15V83H14ZM17 86H18V85H16V87H17ZM22 86H23V85H22ZM36 86H37V85H36ZM64 86H65V85H63L62 87H64ZM66 86H68V85H66ZM71 86H72V85H70V87H71ZM78 86H79V85H78ZM110 86H111V85H110ZM114 86H115V85H114ZM120 86H122V85H120ZM135 86H136V85H135ZM137 86H138V85H137ZM146 86H147V85H146ZM184 86H185V84H184ZM184 86H183V88H185ZM207 86H208V85H207ZM207 86H206V87H207ZM210 86H211V85H210ZM215 86H216V85H215ZM19 87H20V86H19ZM25 87H26V86H25ZM25 87H24V88H25ZM34 87H35V86H34ZM53 87H54V86H53ZM62 87L59 88V89H62ZM68 87H69V86H68ZM72 87H73V86H72ZM94 87H95V86H94ZM112 87H113V86H112ZM132 87H134V86H132ZM157 87H158V86H157ZM170 87L173 88L172 86H170ZM190 87H191V86H190ZM201 87H202V86H201ZM29 88H30V87H29ZM89 88H90V87H89ZM109 88H110V87H109ZM118 88H119V87H118ZM125 88H126V87H125ZM139 88H140V85H139ZM195 88H196V91H197V90H198L197 87H195ZM195 88H194V89H195ZM202 88H204V87H202ZM208 88H211V87L208 86ZM2 89H3V86H2ZM2 89H1V90H2ZM11 89L13 90V88H11ZM52 89H53V88H52ZM55 89H56V88H55ZM64 89H66V88H64ZM82 89H83V88H82ZM86 89H87V88H85L84 90H86ZM90 89H93V88H90ZM90 89H89V90H90ZM95 89H96V87H95ZM98 89H99V88H98ZM115 89H116V88H115ZM131 89H132V88H131ZM158 89H159V88H158ZM158 89H157V90H158ZM179 89H180V88H179ZM189 89H190V88H189ZM204 89H205V88H204ZM217 89H218V88H217ZM217 89H215V90H217ZM222 89H223V88H222ZM16 90H18V89H16ZM27 90H28V89H27ZM87 90H88V89H87ZM125 90H127V88H126ZM132 90H133V89H132ZM144 90H145V87H144ZM161 90H162V89H161ZM185 90H188L187 87H186ZM213 90H214V89H213ZM34 91H35V90H34ZM34 91H33V92H34ZM82 91H83V90H82ZM90 91H92V90H90ZM97 91H98V90H97ZM115 91H116V90H115ZM6 92H7V91H6ZM29 92H30V90H29ZM31 92H32V91H31ZM85 92H86V91H85ZM102 92H103L102 95L104 96L105 92H104V91H102ZM119 92H120V91H119ZM137 92H138V90H137ZM143 92H144V91H143ZM143 92H142V93H143ZM154 92H156V91H154ZM174 92H175V91H174ZM180 92H181V91H180ZM180 92H179V95H180ZM202 92H204V90H203ZM214 92H215V91H214ZM10 93H11V92H10ZM98 93H99V92H98ZM117 93H118V92H117ZM126 93H127V92H126ZM159 93H160V91H159ZM194 93H195V92H194ZM196 93H197V92H196ZM196 93H195V94H196ZM205 93H206V92H205ZM4 94H5V93H4ZM6 94H9V93H6ZM12 94H14V93H12ZM20 94H21V93H20ZM36 94H37V93H36ZM83 94H84V93L81 94L82 97L84 96ZM86 94H87V92H86ZM112 94H113V92H112ZM114 94H115V93H114ZM114 94H113V95H114ZM118 94H119V93H118ZM127 94H128V93H127ZM132 94H133V92H132ZM136 94H137V93H136ZM148 94H149V93H148ZM154 94H155V93H154ZM156 94H157V93H156ZM182 94H183V91H182ZM190 94H191V93H190ZM197 94H198V93H197ZM202 94H203V93H202ZM227 94H228V91H227ZM0 95H1V94H0ZM72 95H73V94H72ZM72 95H71V97H72ZM90 95H92V94H90ZM95 95H98V94L95 93ZM125 95H126V94H125ZM173 95H174V94H173ZM175 95H176V94H175ZM185 95H186V94H185ZM198 95H199V94H198ZM203 95H204V94H203ZM25 96H26V100H27V95H25ZM25 96H24V97H25ZM40 96H42V95H40ZM152 96H153V95H152ZM176 96H177V95H176ZM196 96H197V95H196ZM10 97H11V96H10ZM24 97H23V98H24ZM67 97H68V96H67ZM84 97H85V96H84ZM92 97H93V96H92ZM101 97H102V96H101ZM173 97H174V96H173ZM185 97H186V96H185ZM211 97H213V96H211ZM21 98H22V97H21ZM35 98H36V97H35ZM40 98H41V97H40ZM60 98L62 99V97H60ZM77 98H78V97H77ZM90 98H91V97H90ZM93 98H94V97H93ZM93 98H91V99H93ZM107 98H108V97H107ZM107 98H105V99H107ZM112 98H113V96H112ZM134 98H135V97H134ZM141 98H142V97H140V99H141ZM151 98H152V97H151ZM216 98H217V97H216ZM5 99H6V98H5ZM37 99H38V97H37ZM57 99H58V98H57ZM64 99H65V98H64ZM74 99H75V98H74ZM91 99H90V100H91ZM153 99H154V98H153ZM210 99H211V98H210ZM223 99H224V98H223ZM225 99H226V98H225ZM58 100H59V99H58ZM76 100H77V99H76ZM90 100H89V102H90ZM99 100H100V99H99ZM125 100H126L127 103H129V102L127 101L128 99H125ZM145 100H146V99H145ZM161 100H162V99H161ZM177 100H178V99H177ZM24 101H25V100H24ZM36 101H37V100H36ZM55 101H56V99H55ZM55 101H54L53 103H55ZM77 101H78V100H77ZM94 101H95V100H94ZM100 101H101V100H100ZM110 101H111V100H110ZM113 101H114V100H113ZM113 101H111V102L113 103ZM146 101H147V100H146ZM221 101H222V100H219V101H216V102H219V104H220V103H222L224 100H223L222 102H221ZM8 102H9V101H8ZM21 102H23V101H21ZM64 102H65V101H64ZM66 102H67V101H66ZM91 102H93V101L91 100ZM114 102H115V101H114ZM116 102H117V101H116ZM118 102H119V101H118ZM118 102H117V103H118ZM138 102H139V101H138ZM142 102H143V100H142ZM148 102H149V101H148ZM160 102H161V101H160ZM160 102H159V103H160ZM173 102H174V101H173ZM214 102H215V101H214ZM214 102H213V103H212V102H209V103H212V105L214 106ZM216 102H215V103H216ZM227 102H228V101H227ZM5 103H6V101H5ZM27 103H28V102H27ZM33 103H34V102H33ZM41 103H44V102H41ZM49 103H50V102H49ZM51 103H52V102H51ZM60 103H61V102H60ZM67 103H68V102H67ZM83 103H84V102H83ZM104 103H105V102H104ZM104 103H103V104H104ZM109 103H110V102H109ZM112 103H111V104H112ZM117 103H116V104H117ZM124 103H125V102H124ZM143 103H144V102H143ZM193 103H196V102H193ZM7 104H8V103H7ZM35 104H37V103L35 102ZM35 104H34V105H35ZM55 104H56V103H55ZM58 104H59V103H58ZM68 104H70V103H68ZM88 104L91 105V103H88ZM88 104H87V105H88ZM92 104H93V103H92ZM95 104H96V103H95ZM100 104H101V103H100ZM116 104H115V105H116ZM120 104H121V103H120ZM130 104H131V103H130ZM136 104H137V103H136ZM140 104H141V103H140ZM162 104H164V103H162ZM206 104H207V103H206ZM219 104L217 103V105H219ZM222 104H223V103H222ZM222 104H221V106H223ZM230 104H231V103H230ZM18 105H19V104H18ZM24 105H26V104H24ZM39 105H40V103H39ZM44 105H45V104H44ZM61 105L63 106V104H61ZM64 105H65V104H64ZM75 105H76V104H75ZM90 105H89V106H90ZM104 105H105V104H104ZM107 105H108V104H107ZM109 105H110V104H109ZM157 105H159V104H157ZM184 105H185V104H184ZM202 105H203V104H202ZM27 106H28V105H27ZM36 106H37V105H36ZM36 106H35V107H36ZM51 106H52V104H51ZM110 106H111V105H110ZM130 106H131V105H130ZM152 106H153V105H152ZM155 106H156V104H155ZM181 106H182V105H181ZM221 106H220V107H221ZM225 106L227 107V105H225ZM30 107H31V106H30ZM55 107H56V106H55ZM79 107H80V106H79ZM79 107H78V108H79ZM102 107H103V106H101V108H102ZM108 107H109V106H108ZM117 107H118V106H117ZM117 107H116V108H117ZM140 107H142V106H140ZM182 107H183V106H182ZM220 107H218V108L220 109ZM3 108H4V106H3ZM16 108H17V107H16ZM16 108H15V109H16ZM24 108H25V107H24ZM50 108H51V107H50ZM53 108H54V107H53ZM70 108H71V107H70ZM106 108H107V107H106ZM113 108H114V107H113ZM113 108L111 107V109H113ZM130 108H131V107H130ZM152 108H153V107H152ZM216 108H217V107H216ZM218 108H217V109H218ZM221 108H222V107H221ZM10 109H12V108H10ZM15 109H14V110H15ZM18 109H20V108H18ZM27 109H29V108H27ZM36 109H37V108H36ZM62 109H63V108H62ZM62 109H61V111H62ZM64 109H65V108H64ZM82 109H83V107H82ZM84 109H85V108H84ZM96 109H97V108H96ZM102 109H104V107H103ZM149 109H150V108H149ZM203 109H204V108H203ZM203 109H202V110H203ZM210 109H211V108H210ZM217 109H216V111H217ZM224 109H225V107L222 108L221 110H224ZM2 110H3V109H2ZM2 110L0 109V111H2ZM5 110H6V108L4 109V111H5ZM37 110H38V109H37ZM52 110H53V109H52ZM79 110H81V109H79ZM88 110H89V109H88ZM94 110H95V108L93 109V111H94ZM106 110H107V109H106ZM144 110H145V109H144ZM159 110H160V109H159ZM181 110H182V109H181ZM181 110H180V111H181ZM199 110H200V109H199ZM10 111H11V110H10ZM12 111H13V110H12ZM38 111H39V110H38ZM47 111H48V110H47ZM56 111H57V110H56ZM58 111H59V110H58ZM74 111H75V110H74ZM95 111H96V110H95ZM123 111H124V110H123ZM133 111H135V110H133ZM145 111H147V110H145ZM145 111H144V112H145ZM156 111H158V109H157ZM167 111H168V109H167ZM169 111H171V110H169ZM193 111H195V110H193ZM213 111H214V110H213ZM219 111H220V110H219ZM219 111H218V112H219ZM16 112H17V111H16ZM41 112H42V111H41ZM41 112H40V113L38 112V113L40 114L39 117L42 116V114H43V113L41 114ZM51 112H52V111H51ZM69 112H71V111H69ZM88 112H89V111H88ZM109 112H111V111H109ZM121 112H122V111H121ZM136 112H137V111H136ZM142 112H143V110H142ZM160 112H161V111H160ZM203 112H204V111H203ZM226 112H227V110H226ZM17 113H18V112H17ZM23 113H24V112H23ZM25 113H26V112H25ZM46 113H47V112H46ZM61 113H62V112H60L59 114L61 115ZM67 113H68V112H67ZM95 113H96V112H95ZM97 113H98V112H97ZM106 113H108V111L105 112V114L103 113V114H104V118H106V116H105ZM124 113H125V112H124ZM145 113H146V112H145ZM145 113H144L143 115H145ZM181 113L184 114V112H181ZM192 113H193V112H192ZM227 113H228V112H227ZM0 114H1V113H0ZM5 114H6V113H5ZM11 114H12V112H11ZM11 114H10V115H11ZM26 114H27V113H26ZM26 114H25V116H26ZM28 114H29V113H28ZM126 114H127V113H126ZM132 114H133V113H132ZM163 114H164V113H163ZM170 114H171V113H170ZM183 114H182V115H183ZM188 114H189V113H188ZM190 114H191V113H190ZM206 114H207V113H206ZM215 114H217V113H215ZM10 115H8V117H10ZM19 115H20V114H19ZM86 115H87V114H85V116H86ZM93 115H94V114H93ZM98 115H99V114H98ZM129 115H130V113H129ZM149 115H151V112H150V111H149ZM164 115H165V114H164ZM173 115H174V114H173ZM194 115H197V114H194ZM208 115H209V114H208ZM227 115H228V114H227ZM227 115H225V117H227ZM25 116H24V117H25ZM33 116H34V115H33ZM47 116H48V115H47ZM61 116H62V115H61ZM69 116H71V113H70V115L68 114V117H69ZM85 116H84V117H85ZM99 116H100V115H99ZM112 116H113V115H112ZM138 116H140V119H141V113H140V115H139V113H138ZM138 116H136V117H138ZM165 116H166V115H165ZM186 116H187V115H186ZM202 116H203V115H202ZM218 116H219V113H218ZM5 117H6V116H5ZM27 117H28V115H27ZM31 117H32V116H31ZM56 117H57V116H56ZM71 117H72V116H71ZM79 117H81V116H79ZM95 117H96V116H95ZM130 117H131V116H130ZM133 117H134V116H133ZM133 117H131V118H133ZM136 117H134V118L136 119ZM168 117H169V116H168ZM173 117H174V116H173ZM176 117H177V116H176ZM190 117H191V116H190ZM220 117H221V116H220ZM225 117H224V119H225ZM13 118H14V117H13ZM45 118H46V117H45ZM69 118H70V117H69ZM72 118H73V117H72ZM85 118H86V117H85ZM101 118H102V117H101ZM117 118H118V117H117ZM127 118H128V117H127ZM127 118H126L125 120H127ZM148 118H149V116H148ZM185 118H187V117H185ZM188 118H189V117H188ZM193 118H194V117H193ZM208 118H209V117H208ZM0 119H2V118H0ZM8 119H9V118H8ZM10 119H11V118H10ZM10 119H9V120H10ZM24 119H25V118H24ZM29 119H30V117H29ZM31 119H32V118H31ZM80 119H81V118H80ZM110 119H111V118H110ZM110 119H109V120H110ZM140 119H138V120L140 121ZM155 119H157V118H155ZM168 119H169V118H168ZM176 119H177V118H176ZM214 119L217 120L216 117H215ZM214 119H213V121H214ZM9 120H8V121H9ZM33 120H34V119H33ZM43 120H45V119L43 118ZM53 120H54V119H53ZM70 120H71V119H70ZM105 120H106V119H105ZM112 120H113V119H112ZM115 120H117L116 117H115ZM128 120H130V118H129ZM136 120H137V119H136ZM138 120H137V121H138ZM150 120H151V119H150ZM153 120H154V119H153ZM153 120H152V121H153ZM177 120H178V119H177ZM181 120H182V119H181ZM181 120H180V121H181ZM6 121H7V120H6ZM19 121H20V120H19ZM19 121H18V122H19ZM21 121H22V120H21ZM26 121H27V120H26ZM36 121H37V120H36ZM36 121H35V122H36ZM46 121H47V120H46ZM79 121H80V120H79ZM87 121H88V124H89V119H88ZM91 121H92V120H91ZM93 121H95L94 118H93ZM96 121H97V120H96ZM96 121H95V122H96ZM110 121H111V120H110ZM117 121H118V120H117ZM130 121H131V120H130ZM139 121H138V122H139ZM148 121H149V120H148ZM173 121H174V120H173ZM182 121H183V120H182ZM185 121H186V120H185ZM14 122H15V121H14ZM23 122H24V121H23ZM28 122H29V120H28ZM33 122H34V121H33ZM40 122H41V121H40ZM40 122H38V123H40ZM76 122H77V121H76ZM98 122H99V120H98ZM102 122H103V121H102ZM119 122H120V120H119ZM126 122H127V121H126ZM132 122H133V121H132ZM140 122H142V120H141ZM155 122H157V120H155ZM170 122H171V121H170ZM175 122H176V121H175ZM54 123H55V122H54ZM82 123H83V122H82ZM92 123H93V122H92ZM120 123H121V122H120ZM152 123H153V122H152ZM158 123H159V122H158ZM168 123H169V122H168ZM216 123H217V122H216ZM28 124H29V123H28ZM31 124H32V123H31ZM41 124H43V123H41ZM48 124H49V123H48ZM48 124H47V125H48ZM70 124L72 125V123H70ZM85 124H86V123H85ZM100 124H101V122H100ZM112 124H113V123H112ZM117 124H119V123H117ZM159 124H160V123H159ZM170 124H171V123H170ZM7 125H8V124H7ZM24 125H25V124H24ZM52 125H53V124H52ZM71 125H69V126H70V127H73V125H72V126H71ZM95 125H96V124H95ZM113 125H114V124H113ZM121 125H122V124H121ZM131 125H133V123H132ZM171 125H172V124H171ZM174 125H175V123H174ZM0 126H1V125H0ZM15 126H16V125H15ZM35 126H36V125H35ZM74 126H75V125H74ZM92 126H93V124H92ZM111 126H112V125H111ZM119 126H120V124H119ZM127 126H128V125H127ZM136 126H137V125H136ZM152 126H153V125H152ZM157 126H158V125H157ZM8 127H9V126H8ZM8 127H7V128H8ZM27 127H28V126H26V129H27ZM42 127H43V126H42ZM44 127H45V126H44ZM44 127H43V128H44ZM78 127H79V126H78ZM82 127H83V126H82ZM112 127H113V126H112ZM120 127H122V126H120ZM129 127H130V126H129ZM134 127H135V125H134ZM142 127H144V125H143ZM160 127H161V126H160ZM168 127H169V126H168ZM177 127H178V125H177ZM182 127H183V126H182ZM185 127H186V125H185ZM3 128H4V127H3ZM33 128H34V127H33ZM43 128H42L41 130H43ZM68 128H69V127H68ZM74 128H75V127H74ZM91 128H92V127H91ZM100 128H101V126H100ZM105 128H106V127H105ZM115 128H117V127H115ZM150 128H152V127H150ZM153 128H154V127H153ZM153 128H152V130H154ZM165 128H166V127H165ZM189 128H190V127H189ZM18 129H19V128H18ZM18 129H17V130H18ZM77 129H78V128H77ZM103 129H104V128H103ZM109 129H111V128H109ZM127 129H128V128H125V131H121V132L124 133V134H126V135H128L129 133L127 134V133H125V132H127V131L130 130L131 128L128 129V130H127ZM169 129H170V128H169ZM169 129H168V130H169ZM176 129H177V128H176ZM176 129H175V130H176ZM186 129H187V128H186ZM8 130H9V129H8ZM19 130H20V129H19ZM54 130H55V128H54ZM72 130H73V129H72ZM95 130H96V129H95ZM122 130H124V128H123ZM135 130H137V132L139 131L138 129H135ZM162 130H163V129H162ZM162 130H160V131H162ZM180 130H181V129H180ZM213 130H215V129H213ZM9 131H10V130H9ZM35 131H38V129L36 128ZM47 131H48V129H47ZM73 131H74V130H73ZM93 131H94V129H93ZM97 131H98V130H97ZM101 131H103V130H101ZM101 131H100V132H101ZM109 131H110V130H109ZM132 131H133V129H132ZM157 131H158V130H157ZM186 131H187V130H186ZM18 132H19V131H18ZM24 132H26V131H24ZM89 132L91 133V131H89ZM89 132H88V133H89ZM98 132H99V131H98ZM115 132H116V130H115ZM119 132H120V131H119ZM121 132H120V133H121ZM162 132H163V131H162ZM170 132H171V131H170ZM212 132H213V131H212ZM7 133H8V132H7ZM7 133H6V134H7ZM26 133H27V132H26ZM44 133H45V131H44ZM53 133H54V132H53ZM76 133H77V132H76ZM93 133H95V132H93ZM104 133H106V132H104ZM134 133H135V131H134ZM143 133H144V131H143ZM150 133H151V132H150ZM152 133H154V132L152 131ZM165 133H166V132H165ZM178 133H179V132H178ZM209 133H210V132H209ZM259 133H260V132H259ZM11 134H12V132H11ZM11 134H10V136H11ZM16 134H17V132H16ZM32 134H33V132H32ZM39 134H40V133H39ZM84 134H85V133H84ZM98 134H99V133H98ZM98 134H96V135L98 136ZM116 134H118V133H115V135H116ZM124 134H123V135H120V137H121V136L124 137ZM138 134H139V133H138ZM138 134H137V135H138ZM141 134H142V133H141ZM158 134H160V133H158ZM179 134H180V133H179ZM2 135H3V134H2ZM40 135H41V134H40ZM82 135H83V134H82ZM91 135H92V134H91ZM104 135H105V134H103V132H102V136H104ZM142 135H143V137L145 136L144 134H142ZM151 135H152V134H151ZM166 135H167V134H166ZM166 135H165V136H166ZM181 135H182V134H181ZM56 136H57V135H56ZM85 136H86V135H85ZM93 136L95 137V135H93ZM97 136H96V137H97ZM129 136H130V135H128V137H129ZM146 136H147V135H146ZM152 136H153V135H152ZM159 136L161 137V135H159ZM168 136H169V135H168ZM11 137H12V136H11ZM21 137H22V136H21ZM39 137H40V136H39ZM39 137H38V138H39ZM41 137H42V136H41ZM44 137H45V136H44ZM50 137H51V136H50ZM65 137H66V136H65ZM86 137H87V136H86ZM96 137H95V138H96ZM98 137H99V136H98ZM105 137H106V136H105ZM105 137H104V138H105ZM109 137H110V136H109ZM131 137H133V135H132ZM134 137H135V136H134ZM134 137H133V138H134ZM147 137H148V136H147ZM160 137H159V138H160ZM170 137H171V136H170ZM1 138H2V137H1ZM1 138H0V139H1ZM22 138H23V137H22ZM36 138H37V137H36ZM38 138H37V139H38ZM45 138H46V137H45ZM59 138H60V137H59ZM107 138H108V137H106V139H107ZM136 138H137V136H136ZM144 138H145V137H144ZM151 138H152V137H151ZM157 138H158V137H157ZM171 138H173V137H171ZM192 138H193V137H192ZM3 139H4V137H3ZM20 139H21V138H20ZM29 139H30V138H29ZM41 139H42V138H41ZM60 139H61V138H60ZM76 139H77V138H76ZM92 139H93V138H92ZM97 139H98V138H97ZM108 139H109V138H108ZM115 139H116V138H115ZM131 139H132V138H131ZM134 139H135V138H134ZM134 139H133V141H135ZM152 139H153V138H152ZM164 139H166V138L164 137ZM181 139H182V138H181ZM193 139H194V138H193ZM193 139H192V140H193ZM7 140H9V139H7ZM51 140H52V139H51ZM73 140H74V139H73ZM110 140H111V139H110ZM137 140H138V139H137ZM142 140H143V139H142ZM150 140H151V139H150ZM156 140H157V139H156ZM195 140H196V139H194V141H195ZM244 140H245V139H244ZM248 140H249V139H248ZM24 141H25V140H24ZM27 141H28V140H27ZM41 141H42V140H41ZM53 141H54V140H53ZM56 141H57V140H56ZM64 141H65V140H64ZM69 141H70V138H69ZM98 141H99V139H98ZM127 141H128V140H127ZM131 141H132V140H131ZM165 141H166V140H165ZM165 141H164V142H165ZM234 141H235V140H234ZM245 141H246V140H245ZM0 142H1V140H0ZM3 142H4V141H3ZM28 142H29V141H28ZM47 142H48V141H47ZM60 142H61V141H60ZM83 142H84V139H83ZM85 142H86V141H85ZM90 142H91V141H90ZM95 142H96V141H95ZM104 142H105V141H104ZM107 142H108V140H107ZM129 142H130V141H129ZM148 142H150V141L148 140ZM161 142H162V141H161ZM184 142H185V140H184ZM30 143H31V142H30ZM88 143H89V142H88ZM92 143H93V142H92ZM101 143H102V142H101ZM111 143H112V142L110 141V144H111ZM125 143H126V142H125ZM134 143H135V142H134ZM142 143H143V142H142ZM142 143H140V144L142 145ZM170 143H171V142H170ZM198 143H199V142H198ZM4 144H5V143H4ZM7 144H8V143H7ZM47 144H48V143H47ZM51 144H52V143H51ZM59 144H60V143H59ZM64 144H65V143H64ZM96 144H98V143H95V145H94V144H93V145L96 146ZM117 144H118V143H117ZM132 144H133V143H132ZM135 144H136V143H135ZM138 144H139V143H138ZM140 144H139V146H140ZM156 144H157V143H156ZM162 144H163V143H162ZM166 144H167V143H166ZM181 144H182V143H181ZM190 144H191V142H190ZM192 144H193V143H192ZM192 144H191V145H192ZM195 144H197V143H195ZM24 145H25V144H24ZM31 145H32V144H31ZM34 145H35V144H34ZM36 145H37V144H36ZM55 145H56V143H55ZM75 145H76V144H75ZM91 145H92V144H91ZM121 145H124V143L122 142ZM125 145H126V144H125ZM130 145H131V143H130ZM130 145H129V146H130ZM133 145H134V144H133ZM150 145H152V144H150ZM150 145H149V146H150ZM157 145H158V144H157ZM170 145H171V144H170ZM175 145H176V144H175ZM183 145H184V144H183ZM6 146H7V145H6ZM14 146H15V143H14ZM43 146H44V145H43ZM52 146H53V145H52ZM58 146H59V145H58ZM58 146H57V147H58ZM81 146H82V145H81ZM94 146H93V147H94ZM110 146H111V145H110ZM171 146H173V145H171ZM176 146H177V145H176ZM195 146H196V145H195ZM17 147H18V146H17ZM28 147H29V146H28ZM57 147H55V148H57ZM70 147H71V146H70ZM89 147H90V146H89ZM116 147H117V146H116ZM159 147H160V146H159ZM166 147H167V146H166ZM187 147H188V146H187ZM13 148H14V147H13ZM24 148H25V147H24ZM32 148H33V147H32ZM43 148H44V147H43ZM75 148H76V146H75ZM112 148H113V147H112ZM126 148H127V147H126ZM143 148H144V147H143ZM147 148H148V147H147ZM170 148H171V147H170ZM177 148H178V146H177ZM0 149H2V146H1ZM52 149H53V148H52ZM59 149H60V148H59ZM83 149H84V148H83ZM99 149H100V148H99ZM106 149H107V148H106ZM110 149H111V148H110ZM115 149H116V148H115ZM127 149H128V148H127ZM127 149H126V150H127ZM186 149H187V148H186ZM6 150H7V152H8V149H6ZM14 150H15V149H14ZM20 150H21V149H19V151H20ZM50 150H51V149H50ZM96 150H97V149H96ZM121 150H122V149H121ZM133 150H135V149H133ZM138 150H139V148H138ZM4 151H5V150H4ZM17 151H18V150H17ZM17 151H15V154H16ZM30 151H31V150H30ZM32 151H33V150H32ZM39 151H41V149H40ZM47 151H48V146H47ZM87 151H89V150H87ZM109 151H110V150H109ZM122 151H124V149H123ZM122 151H121V152H122ZM145 151H146V150H145ZM180 151H181V150H180ZM10 152H13V151L10 150ZM24 152H25V151H24ZM26 152H27V151H26ZM42 152H43V151H42ZM50 152H51V151H50ZM52 152H53V151H52ZM54 152H55V150H54ZM111 152H112V151H111ZM125 152H126V151H125ZM128 152H131V151H128ZM128 152H126V153H128ZM137 152H139V151H137ZM137 152H135V153H137ZM146 152H147V151H146ZM4 153H5V152H4ZM46 153H48V152H46ZM58 153H59V152H58ZM60 153H62L61 150H60ZM101 153H102V152H101ZM104 153H106V152H104ZM104 153L102 154V156L104 155ZM115 153H116V150H115ZM175 153H176V151H175ZM5 154H6V153H5ZM13 154H14V153H13ZM15 154H14V155H15ZM30 154H31V153H30ZM79 154H80V153H79ZM112 154H113V153H112ZM133 154H134V153H133ZM144 154H145V153H144ZM147 154H148V153H147ZM16 155H17V154H16ZM33 155L35 156L34 153H33ZM125 155H126V154H125ZM125 155H124V157H125ZM141 155H142V154H141ZM164 155H165V154H164ZM171 155H172V154H171ZM171 155H170V156H171ZM174 155H176V154H174ZM181 155H182V154H181ZM26 156H27V155H26ZM46 156H47V155H46ZM58 156H59V155H58ZM60 156H61V155H60ZM80 156H81V155H80ZM102 156H101V157H102ZM111 156H112V155H111ZM126 156H127V155H126ZM128 156H130V155H128ZM166 156H167V155H166ZM177 156H178V153H177ZM10 157H11V156H10ZM29 157H30V156H29ZM36 157H38V154H37ZM94 157H95V156H94ZM138 157H139V156H138ZM150 157H151V155H150ZM152 157H153V156H152ZM168 157H169V156H168ZM180 157H181V156H180ZM180 157L178 156L179 159H180ZM0 158H1V157H0ZM12 158H13V157H12ZM25 158H26V157H25ZM57 158H58V157H57ZM57 158H56V159H57ZM59 158H60V157H59ZM90 158H91V157H90ZM103 158H104V156H103ZM110 158H112V157H110ZM117 158H118V157H117ZM148 158H149V157H148ZM169 158H170V157H169ZM174 158H175V157H174ZM182 158H183V156H182ZM35 159H36V158H35ZM72 159H73V158H72ZM83 159H84V158H83ZM101 159H102V158H101ZM133 159H135V158H133ZM149 159H150V158H149ZM158 159H159V158H158ZM158 159H157V160H158ZM164 159H165V157L163 158V160H164ZM179 159H178V160H179ZM20 160H21V159H20ZM22 160H23V159H22ZM37 160H38V159H37ZM40 160H42V159L40 158ZM54 160H55V159H54ZM58 160H59V159H58ZM64 160H65V159H64ZM90 160H91V159H90ZM90 160H89V162H91ZM115 160H116V158H115ZM160 160L162 161V158H161ZM28 161H29V160H28ZM59 161H60V160H59ZM81 161H82V160H81ZM83 161H84V160H83ZM93 161H94V160H93ZM93 161H92V162H93ZM98 161H99V160H98ZM117 161H118V160H117ZM128 161H129V160H128ZM133 161H134V160H133ZM151 161H152V160H151ZM151 161H149V162H151ZM170 161H171V159H170ZM174 161H175V160H174ZM174 161H173V162H174ZM20 162H21V161H20ZM25 162H26V161H25ZM37 162H38V161H37ZM37 162H36V164H37ZM53 162H55V161H53ZM53 162H52V163H53ZM87 162H88V161H87ZM139 162H140V161H139ZM149 162H147V163H149ZM155 162H156V161H155ZM157 162H158V161H157ZM1 163H2V161H1ZM3 163H4V162H3ZM7 163H8V162H7ZM12 163H13V162H12ZM26 163H28V162H26ZM42 163H43V162H42ZM60 163H61V162H60ZM93 163H94V162H93ZM97 163L99 164V162H97ZM105 163H106V161H105ZM111 163H112V162H111ZM137 163H138V162H137ZM183 163H184V161H183ZM9 164H10V163H9ZM20 164H21V163H20ZM23 164H24V162H23ZM67 164H68V163H67ZM87 164H88V163H87ZM87 164H86V165H87ZM129 164H130V163H129ZM157 164H159V163H156V165H157ZM179 164H180V163H179ZM181 164H182V163H181ZM181 164H180V165H181ZM1 165H2V164H0V166H1ZM32 165H33V164H32ZM50 165H51V164H50ZM57 165H58V164H57ZM116 165H117V164H116ZM138 165H141V164H138ZM145 165L147 166V164H145ZM159 165H160V164H159ZM36 166H38V165H36ZM81 166H82V163H81ZM91 166H92V165H91ZM91 166H90V167H91ZM117 166H119V165H117ZM154 166H155V165H154ZM6 167H7V166H6ZM58 167H60V166L58 165ZM78 167H79V166H78ZM83 167H84V166H83ZM92 167H94V166H92ZM92 167H91V169H92ZM97 167H98V166H97ZM112 167H113V166H112ZM134 167H135V166H134ZM155 167H156V166H155ZM158 167H159V166H158ZM175 167H178V165L176 164ZM32 168H33V167H32ZM56 168H57V167H56ZM67 168H68V167H67ZM152 168H153V167H152ZM163 168H164V167H163ZM200 168H201V167H200ZM5 169H6V168H5ZM59 169L61 170V168H59ZM149 169H150V168H149ZM156 169H157V168H156ZM156 169H155V170H156ZM160 169H161V168H160ZM12 170H13V169H12ZM28 170H30V169H28ZM35 170H36V169H35ZM35 170L33 169L32 171H35ZM38 170H39V168H38ZM54 170H55V169H54ZM54 170H53V171H54ZM65 170H66V169H65ZM97 170H98V169H97ZM144 170H145V169H144ZM155 170H154V171H155ZM177 170H178V169H177ZM196 170H197V169H196ZM19 171H21V170L19 169ZM32 171H31V172H32ZM51 171H52V170H51ZM72 171H73V170H72ZM82 171H83V170H82ZM93 171H94V170H93ZM106 171H107V170H106ZM158 171H159V170H158ZM178 171H179V170H178ZM184 171H185V169H184ZM36 172H37V171H36ZM43 172H44V171H43ZM62 172H63V171H62ZM86 172H87V171H86ZM96 172H97V171H96ZM112 172H113V171H112ZM115 172H116V171H115ZM155 172H156V171H155ZM17 173H18V172H17ZM32 173H33V172H32ZM32 173H31V174H32ZM49 173H50V172H49ZM69 173H70V172H69ZM103 173H104V172H103ZM168 173H169V172H168ZM21 174H22V173H21ZM35 174H36V176H37V173H35ZM63 174H64V172H63ZM81 174H82V173H81ZM95 174H96V173H95ZM101 174H102V173H101ZM141 174H143V173H141ZM149 174H151V173H149ZM162 174H163V173H162ZM162 174H161V175H162ZM179 174H180V173H179ZM17 175H18V174H17ZM54 175H55V174H54ZM104 175H105V174H104ZM198 175L200 176V174H198ZM198 175H197V176H198ZM2 176H4V175H2ZM2 176H1V177H2ZM27 176H28V175H27ZM30 176H31V175H30ZM32 176H33V175H32ZM32 176H31V177H32ZM95 176H96V175H95ZM163 176H164V174H163ZM197 176H196V177H197ZM19 177H21V176L19 175ZM51 177H52V175H51ZM64 177H65V176H64ZM77 177H78V175H77ZM107 177H108V176H107ZM107 177H106V178H107ZM115 177H116V176H115ZM134 177H135V176H134ZM134 177H133V178H134ZM139 177H140V175H139ZM148 177H149V175H148ZM150 177H151V176H150ZM152 177H153V176H152ZM155 177H156V176H155ZM155 177H154V178H155ZM174 177H175V176H174ZM205 177H206V176H205ZM11 178H12V176H11ZM16 178H18V177H16ZM23 178L25 179V177H23ZM28 178H29V177H28ZM35 178H36V177H35ZM37 178H38V177H37ZM52 178H53V177H52ZM59 178H60V177H59ZM61 178H62V177H61ZM85 178H86V177H85ZM102 178H103V177H102ZM108 178H109V177H108ZM157 178H158V177H157ZM162 178H163V177H162ZM212 178H213V177H212ZM29 179H30V178H29ZM31 179H32V178H31ZM75 179H76V178H75ZM139 179H140V178H139ZM173 179H174V178H173ZM180 179H181V178H180ZM192 179H194V178H192ZM206 179H207V178H206ZM1 180H2V179H1ZM13 180H14V179H13ZM19 180H20V178H19ZM52 180H53V182L55 181V179H52ZM65 180H67V179H65ZM79 180H80V179H79ZM103 180H104V179H103ZM124 180H125V179H124ZM124 180H123V181H124ZM156 180L158 181V179H156ZM176 180H177V179H176ZM181 180H182V179H181ZM183 180H185V178H184ZM203 180H204V178H203ZM203 180H202V181H203ZM207 180H209V179H207ZM20 181H21V180H20ZM56 181H57V180H56ZM56 181H55V182H56ZM62 181H64V179H63ZM89 181H90V180H89ZM108 181H109V179H107V182H108ZM125 181H126V180H125ZM125 181H124V182H125ZM146 181H147V180H146ZM149 181H150V179H149ZM174 181H175V180H174ZM198 181H199V179H198ZM202 181H201V182H202ZM12 182H13V181H12ZM12 182H11L10 184H12ZM24 182H25V180H24ZM74 182H75V181H74ZM159 182H160V181H159ZM171 182H172V181H171ZM203 182L205 183V180H204ZM214 182H215V181H213L212 184H214ZM18 183H19V181H18ZM31 183H32V181L30 182V184H31ZM45 183H46V182H45ZM82 183H83V182H82ZM184 183H188V182H185V181H184ZM5 184H6V183H5ZM10 184H9V186H10ZM30 184H29V185H30ZM59 184H60V183H59ZM73 184H74V183H73ZM93 184H94V183H93ZM112 184H113V183H112ZM124 184H125V183H124ZM129 184H130V183H129ZM143 184H144V183H143ZM161 184H163L162 186H164V182L161 183ZM181 184H183V182H182ZM212 184H211V185H212ZM1 185H2V184L0 183V186H1ZM6 185H7V184H6ZM15 185H16L17 187H16ZM18 185H19V184H16V181H15L14 186L17 188V190H20V188H22V187L20 186V188L18 189ZM21 185H22V184H21ZM23 185H24V184H23ZM25 185H26V184H25ZM29 185H27V186H29ZM44 185H45V184H44ZM64 185H65V184H64ZM69 185H70V184H69ZM69 185H67V186H69ZM125 185H126V184H125ZM125 185H124V186H125ZM166 185H167V184H166ZM194 185H195V184H194ZM3 186H4V184H3ZM77 186H78V185H77ZM77 186H76V183H75V187H77ZM90 186H91V185H90ZM101 186H102V185H101ZM113 186H114V184H113ZM195 186H196V185H195ZM195 186H194V187H195ZM200 186H201V185H200ZM200 186H198V187H200ZM216 186H218L217 183H216ZM29 187H30V186H29ZM52 187H53V184H52ZM52 187H51V188H52ZM59 187H60V186H59ZM107 187H109V186H107ZM120 187H121V186H120ZM155 187H157V189H158V186H157V185H156ZM173 187H174V186H173ZM177 187H178V186H177ZM184 187H185V185H184ZM205 187H206V186H205ZM218 187H219V186H218ZM218 187H217V188H218ZM1 188H2V190H3V187H1ZM6 188H8V187H6ZM38 188H39V187H38ZM72 188H73V187H72ZM87 188H88V187H87ZM87 188H86V189H87ZM12 189H14V188H12ZM22 189H23V188H22ZM59 189H60V188H59ZM86 189H85V190H86ZM99 189H100V188H99ZM103 189H104V188H103ZM113 189H114V188H113ZM149 189H151V188H149ZM173 189H174V188H173ZM176 189H177V188H176ZM178 189H179V187H178ZM193 189H194V188H193ZM196 189H197V188H196ZM214 189H215V187H214ZM218 189H219V188H218ZM14 190H15V189H14ZM17 190H16V191H17ZM23 190H24V189H23ZM31 190H32V189H31ZM51 190H52V189H51ZM51 190H49V192H50ZM53 190H54V188H53ZM55 190H57V189H55ZM144 190H145V189H144ZM155 190H156V189H155ZM210 190H212V189H210ZM226 190H227V189H226ZM11 191H13V190H11ZM11 191H10V192L8 191V192L11 193ZM68 191H69V190H68ZM76 191H77V189H76ZM94 191H95V190H94ZM160 191H161V190H159L158 193H160ZM163 191H164V190H163ZM168 191H169V193H170V190H169V189H168ZM196 191H197V190H196ZM201 191H203V189H202ZM215 191H216V190H215ZM217 191H218V190H217ZM217 191H216V192H217ZM0 192H1V189H0ZM2 192H3V191H2ZM20 192H21V191H20ZM28 192H29V191H28ZM37 192H38V190H37ZM46 192H47V191H46ZM81 192H82V191H81ZM83 192H84V191H83ZM107 192H108V191H107ZM122 192H124V190H122ZM133 192H134V191H133ZM138 192H140V191H138ZM138 192H137V193H138ZM149 192H151V191H148L147 193H149ZM156 192H157V191H156ZM161 192H162V191H161ZM193 192H194V190H193ZM204 192H205V191H204ZM223 192H224V191H223ZM4 193H5V191H4ZM14 193L16 194V192L13 191V194H14ZM18 193H19V191H18ZM24 193H25V192H24ZM59 193H60V192H59ZM62 193H63V192H62ZM73 193H74V192H73ZM75 193H76V192H75ZM86 193H87V192H86ZM86 193H85V194H86ZM95 193H96V192H95ZM129 193H130V192H129ZM129 193H128V194H129ZM141 193H143V192H141ZM141 193L139 194V196L141 195ZM144 193H145V191H144ZM154 193H155V191H154ZM154 193H153V194H154ZM158 193H157V194H158ZM176 193H177V192H176ZM188 193H189V191H188ZM191 193H192V192H191ZM227 193H228V192H227ZM229 193H230V192H229ZM232 193H233V192H232ZM15 194H14L13 196H15ZM26 194H27V193H26ZM36 194H37V193H36ZM38 194H39V193H38ZM45 194H46V193H45ZM77 194H78V192H77ZM98 194H99V191H98ZM100 194H101V193H100ZM126 194H127V193H126ZM157 194H156V195H157ZM162 194H163V193H162ZM192 194H193V193H192ZM198 194H199V193H198ZM202 194H203V193H202ZM204 194H205V193H204ZM208 194H209V193H208ZM214 194H216V193H214ZM233 194H234V193H233ZM4 195H5V194H4ZM10 195H12V193H11ZM91 195H92V194H91ZM183 195H184V194H183ZM188 195H189V194H188ZM196 195H197V194H196ZM199 195H200V194H199ZM217 195H218V194H217ZM217 195H216V196H217ZM234 195H236V194H234ZM246 195H247V194H246ZM249 195L251 196L250 193H249ZM5 196H6V195H5ZM13 196H12V197H13ZM30 196H31V195H30ZM40 196H41V195H40ZM48 196H49V195H48ZM94 196H95V195H94ZM94 196H93V197H94ZM106 196H107V195H106ZM124 196H125V195H124ZM163 196H164V195H163ZM167 196H168V194H167ZM175 196H176V195H175ZM175 196H173V197H175ZM203 196H204V195H203ZM236 196H238V195H236ZM244 196H245V194H244ZM254 196H255V195H253V197H254ZM6 197H7V196H6ZM6 197H5V198H6ZM61 197H62V196H61ZM63 197H64V195H63ZM87 197H88V195H87ZM98 197H99V196H98ZM151 197H152V196H151ZM159 197H160V196H159ZM195 197H196V196H195ZM197 197H198V195H197ZM214 197H215V195H214ZM214 197H213V198H214ZM221 197H222V195H221ZM232 197H233V196H232ZM253 197H252V198H253ZM5 198L3 197V199H4L3 201H5V202L8 201V200H5ZM7 198H8V197H7ZM7 198H6V199H7ZM13 198H14V197H13ZM15 198H17V197H15ZM36 198H37V197H36ZM38 198H39V195H38ZM64 198H65V197H64ZM69 198H70V197H69ZM127 198H128V197H127ZM142 198H143V197H142ZM163 198H164V197H163ZM165 198H166V197H165ZM180 198H181V197H180ZM199 198H200V197H199ZM203 198H204V197H203ZM208 198H209V196H208ZM210 198H211V197H210ZM218 198H219V196H218ZM233 198H234V197H233ZM237 198H238V197H237ZM243 198H244V197H243ZM248 198H249V197H248ZM25 199H26V198H25ZM33 199L35 200V198H33ZM59 199H60V198H59ZM104 199H105V198H104ZM123 199H125V198H123ZM133 199H134V198H133ZM139 199H140V198H139ZM147 199H148V198H147ZM161 199H162V198H161ZM200 199H201V198H200ZM220 199H221V198H220ZM228 199H229V198H228ZM239 199H240V198H239ZM241 199H242V198H241ZM245 199H246V198H245ZM1 200H2V199H1ZM10 200H11V199H10ZM17 200H18V199H16V202H17ZM38 200H39V199H38ZM47 200H48V199H47ZM49 200H50V198H49ZM49 200H48V202H49ZM55 200H57V199H55ZM130 200H131V199H130ZM168 200H170V198H169ZM176 200H177V199H176ZM176 200H175V201H176ZM190 200H191V199H190ZM207 200L209 201V199H207ZM221 200H223V199H221ZM233 200H234V199H233ZM233 200H232V201H233ZM242 200H243V199H242ZM249 200H250V199H249ZM251 200H252V199H251ZM255 200H256V199H255ZM25 201H26V200H25ZM60 201H61V200H60ZM76 201H77V200H76ZM149 201H150V200H149ZM152 201H153V199H152ZM175 201H174V202H175ZM177 201H178V200H177ZM179 201H180V200H179ZM193 201H194V200H193ZM218 201L220 202L219 199H218ZM223 201H225V199H224ZM243 201H244V200H243ZM246 201H247V199H246ZM1 202H2V201H1ZM13 202H14V201H13ZM16 202H15V203H16ZM21 202H22V200H21ZM23 202H24V201H23ZM53 202H54V201H53ZM79 202H80V201H79ZM81 202H82V201H81ZM81 202H80V203H81ZM134 202H135V200H134ZM143 202H144V201H143ZM150 202H151V201H150ZM184 202H186V201H184ZM184 202H183V203H184ZM196 202H197V201H196ZM200 202H203V201L200 200ZM200 202H199V204H201ZM234 202H236V201L234 200ZM240 202H242V201L240 200ZM248 202H249V201H248ZM259 202H260V201H259ZM7 203H8V202H7ZM15 203H14V204H15ZM54 203H55V202H54ZM54 203H52V204H54ZM61 203H62V201H61ZM66 203H67V202H66ZM82 203H83V202H82ZM138 203H139V202H138ZM141 203H142V202H141ZM148 203H149V202H148ZM177 203H178V202H177ZM179 203H180V202H179ZM197 203H198V202H197ZM209 203H210V201L208 202V204H209ZM211 203H212V202H211ZM215 203H216V202H215ZM221 203H222V202H221ZM225 203H226V202H225ZM230 203H231V201L229 202V204H230ZM232 203H233V202H232ZM10 204H11V203H10ZM14 204H13V205H14ZM19 204H20V203H19ZM19 204H18V205H19ZM46 204H47V203H46ZM56 204H57V203H56ZM59 204H60V203H59ZM127 204H129V203H127ZM133 204H134V203H133ZM156 204H157V203H156ZM156 204H155V205H156ZM159 204H160V203H159ZM159 204H158V205H159ZM165 204H166V203H165ZM172 204H173V203H172ZM184 204H185V203H184ZM187 204H188V203H187ZM199 204H198L197 206H200ZM217 204H218V202H217ZM235 204H236V203H235ZM235 204H234V205H235ZM252 204H253V203H252ZM0 205H1V204H0ZM15 205H16V204H15ZM42 205H43V204H42ZM85 205H86V203H85ZM90 205H91V204H90ZM95 205H96V204H95ZM105 205H107V203H106ZM108 205H109V204H108ZM144 205H145V204H144ZM203 205H204V204H203ZM227 205H228V204H227ZM227 205H226V206H227ZM243 205H246V204L244 203ZM138 206H139V205H138ZM167 206H168V205H167ZM170 206H172V205H170ZM193 206H194V205H193ZM213 206H214V205H213ZM215 206H216V205H215ZM224 206H225V205H224ZM236 206H239V205L237 204ZM236 206H234V209H235ZM248 206H249V203H248ZM252 206H253V205H252ZM260 206H261V205H260ZM263 206H264V205H263ZM263 206H262V207H263ZM18 207H19V206H18ZM30 207H31V206H30ZM30 207H29V208H30ZM53 207H54V206H53ZM59 207H60V206H59ZM63 207H64V206H63ZM85 207H87V206H85ZM112 207H113V206H112ZM158 207H159V206H158ZM164 207H165V206H164ZM175 207H176V206H175ZM200 207H201V206H200ZM206 207H207V206H206ZM208 207H209V206H208ZM229 207H230V206H229ZM244 207H245V206H244ZM246 207H247V206H246ZM33 208H34V207H33ZM70 208H71V207H70ZM88 208H89V207H88ZM110 208H111V207H110ZM170 208H171V207H170ZM182 208H183V207H182ZM186 208H187V206L185 207V209H186ZM195 208H196V207H195ZM202 208H203V207H202ZM211 208H212V207H211ZM218 208L221 210L222 207H221V208H220V207H217L216 210H218ZM259 208H260V207H259ZM27 209H28V207H27ZM40 209H41V208H40ZM79 209H80V208H79ZM83 209H84V208H83ZM92 209H93V208H92ZM141 209H142V208H141ZM147 209H148V208H147ZM156 209H157V207H156ZM163 209H164V208H163ZM172 209H174V208L172 207ZM187 209H188V208H187ZM187 209H186V210H187ZM190 209H191V208H190ZM197 209H198V208H197ZM205 209H207V208H205ZM222 209H225V208H222ZM226 209H227V208H226ZM238 209H240V208H238ZM263 209H264V208H263ZM25 210H26V209H25ZM36 210H38V209H36ZM43 210H44V209H43ZM81 210H82V209H80V211H81ZM85 210H88V209L85 208ZM98 210H100V209H98ZM101 210H102V209H101ZM101 210H100V211H101ZM123 210H124V209H123ZM154 210H155V209H154ZM170 210H171V209H170ZM208 210H209V213H210V209H208ZM213 210H214V207H213ZM250 210H251V208H250ZM102 211H103V210H102ZM135 211H136V210H135ZM148 211H149V210H148ZM158 211H159V210H158ZM173 211H174V210H173ZM175 211H176V210H175ZM200 211H201V210H200ZM200 211H198V214H199ZM206 211H207V210H206ZM252 211H253V210H252ZM262 211H263V210H262ZM262 211H261V212H262ZM27 212H28V211H27ZM46 212H47V209H46ZM46 212H45V213H46ZM76 212H77V211H76ZM185 212H186V211H185ZM195 212H196V211H195ZM222 212H224V211H222ZM227 212H229V211H227ZM245 212H246V211H245ZM259 212H260V211H259ZM42 213H43V212H42ZM64 213H65V211H64ZM119 213H120V212H119ZM129 213H130V212H129ZM133 213H134V212H133ZM161 213H162V212H161ZM180 213H181V212H180ZM183 213H184V212H183ZM183 213H182V215H183ZM233 213H234V212H233ZM30 214H31V212H30ZM34 214L37 215L35 212H34ZM48 214H49V213H48ZM77 214H78V213H77ZM82 214H83V213H82ZM82 214H81V216H82ZM108 214H111V213H108ZM134 214H135V213H134ZM147 214H148V213H147ZM162 214H163V213H162ZM196 214H197V212H196ZM205 214H206V213H205ZM211 214H212V213H211ZM211 214H210V216H209V215H207V216L211 217ZM231 214H232V213H231ZM237 214H239V213H237ZM242 214H243V213H242ZM245 214H247V213H245ZM32 215H33V214H32ZM38 215H40V214H38ZM112 215H113V214H112ZM112 215H111V216H112ZM125 215H126V214H125ZM213 215H214V214H213ZM217 215H218V214H217ZM220 215H221V214H220ZM240 215H241V214H240ZM251 215H252V214H251ZM44 216H45V215H44ZM72 216H73V215H72ZM74 216H75V215H74ZM111 216H110V217H111ZM114 216H115V215H114ZM171 216H172V215H171ZM184 216H185V215H184ZM205 216H206V215H205ZM205 216H204V218H205ZM214 216H215V215H214ZM229 216H230V214H229ZM243 216H244V215H243ZM262 216H263V215H262ZM32 217H33V216H32ZM107 217H108V216H107ZM119 217H122V216H119ZM161 217H162V216H161ZM168 217H169V216H168ZM178 217H179V216H178ZM224 217H225V216H224ZM252 217H253V216H252ZM257 217H258V216H257ZM260 217H261V216H260ZM75 218H76V217H75ZM126 218H127V217H126ZM133 218H135V217H133ZM140 218L142 219V215H141ZM140 218H139V219H140ZM143 218H144V217H143ZM206 218H207V217H206ZM213 218H214V217H213ZM240 218H241V217H240ZM243 218H244V217H243ZM247 218H248V217H247ZM262 218H264V217H262ZM41 219H42V218H41ZM41 219H40V220H41ZM64 219H65V218H64ZM77 219H78V218H77ZM107 219H108V218H107ZM113 219H114V218H113ZM119 219H120V218H119ZM119 219H118V220H119ZM122 219H123V218H122ZM188 219H189V218H188ZM215 219H216V218H215ZM215 219H214V220H215ZM217 219H218V218H217ZM219 219H221V218L219 217ZM230 219H231V218H230ZM233 219H234V218H233ZM48 220H50V219H48ZM48 220H47V221H48ZM67 220H68V219H67ZM90 220H93V219H90ZM94 220H95V219H94ZM98 220H99V219H98ZM111 220H112V219H111ZM120 220H121V219H120ZM177 220H178V219H177ZM205 220H206V219H205ZM207 220H208V219H207ZM235 220H236V219H235ZM247 220H248V219H247ZM262 220H263V219H262ZM86 221H88V220H86ZM105 221H106V217H105ZM105 221H104V223H105ZM113 221H114V220H113ZM153 221H154V220H153ZM160 221H161V220H160ZM164 221H165V220H164ZM217 221H218V220H217ZM227 221H228V220H227ZM230 221H231V220H230ZM242 221H243V220H242ZM6 222H7V221H6ZM89 222H90V221H89ZM91 222H92V221H91ZM114 222H115V221H114ZM125 222H126V221H125ZM132 222H133V221H132ZM213 222H214V221H213ZM213 222H212V223H213ZM49 223H50V221H49ZM86 223L88 224V222H86ZM98 223H99V222H98ZM115 223L117 224V222H115ZM120 223H121V222H120ZM138 223H139V220H138ZM138 223H137V224H138ZM156 223H157V222H156ZM206 223H207V222H206ZM50 224L52 225V223H50ZM60 224H61V223H60ZM94 224H95V222H94ZM96 224H97V222H96ZM96 224H95V225H96ZM148 224H149V223H148ZM46 225H47V224H46ZM48 225H49V224H48ZM95 225H94V228H95ZM97 225H100V224H97ZM112 225H113V224H112ZM134 225H135V224H134ZM179 225H180V224H179ZM62 226H63V225H62ZM81 226H82V225H81ZM88 226H89V225H87V228H89ZM131 226H132V225H131ZM131 226H130V227H131ZM165 226H166V225H165ZM2 227H3V226H2ZM16 227H17V226H16ZM84 227H85V226H84ZM92 227H93V226H92ZM97 227H98V226H97ZM99 227H100V226H99ZM143 227H144V226H143ZM148 227H149V226H148ZM154 227H155V226H154ZM154 227H153V228H154ZM63 228H64V226H63ZM82 228H83V227H82ZM114 228H115V227H114ZM145 228H146V227H145ZM150 228H151V227H150ZM150 228H148V229H150ZM165 228H166V227H165ZM13 229H14V228H13ZM22 229H23V228H22ZM61 229H62V228H61ZM90 229H91V228H90ZM111 229H112V228H111ZM7 230H8V229H7ZM57 230H58V229H57ZM96 230H97V228H96ZM98 230H100V229H98ZM102 230H103V229H102ZM105 230H106V229H104V231H105ZM19 231H20V230H19ZM62 231H63V230H62ZM62 231H60V232H62ZM123 231H125V230H123ZM127 231H128V230H127ZM15 232H16V231H14V233H15ZM118 232H119V231H118ZM142 232H143V231H142ZM0 233H1V230H0ZM16 233H17V232H16ZM21 233H22V232H21ZM23 233H24V232H23ZM28 233H29V232H28ZM100 233H101V232H100ZM115 233H116V232H115ZM124 233H126V232H124ZM124 233H123V234H124ZM4 234H5V233H3L2 235H4ZM25 234H27V233L25 232ZM74 234H75V233H74ZM77 234H78V233H77ZM127 234L130 235V233H127ZM2 235H0V236H2ZM23 235H24V234H23ZM29 235H30V237L32 236L31 234H29ZM72 235H73V234H72ZM90 235H91V234H90ZM106 235H107V234H106ZM125 235H126V234H125ZM88 236H89V234H88ZM97 236H98V235H97ZM117 236H118V235H117ZM122 236H123V235H122ZM5 237H6V236H5ZM18 237H19V236H18ZM36 237H37V235H36ZM41 237H42V236H41ZM89 237H90V236H89ZM3 238H4V237H3ZM7 238H8V237H7ZM22 238H23V237H22ZM24 238H25V237H24ZM33 238H35V237H33ZM96 238H97V237H96ZM96 238H95V239H96ZM123 238H124V237H123ZM125 238H126V237H125ZM127 238H128V237H127ZM129 238H130V237H129ZM154 238H155V237H154ZM0 239H2V238H0ZM30 239L32 240V238H30ZM42 239H43V238H42ZM46 239H47V238H46ZM46 239H45V240H46ZM75 239H77V237H76ZM97 239H98V238H97ZM100 239H102V238H100ZM109 239H110V238H109ZM113 239H114V238H113ZM131 239H132V238H131ZM134 239H135V238H134ZM140 239H141V238H140ZM7 240H8V239H7ZM48 240H49V239H48ZM144 240H145V239H144ZM2 241H3V239H2ZM20 241H21V240H20ZM24 241H25V240H24ZM33 241H35V239H34ZM37 241H38V240H37ZM37 241H36V242H37ZM63 241H64V240H63ZM79 241H80V240H79ZM92 241H93V239H92ZM97 241H98V240H97ZM100 241H101V240H100ZM103 241H104V240H103ZM103 241H102V242H103ZM106 241H107V240H106ZM3 242H4V241H3ZM5 242H6V241H5ZM18 242H19V241H18ZM34 243H35V242H34ZM41 243H42V242H41ZM94 243H95V242H94ZM123 243H124V242H123ZM152 243H153V242H152ZM5 244H7V243H5ZM14 244H15V243H14ZM23 244H24V243H23ZM39 244H40V243H39ZM85 244H86V243H85ZM104 244H105V243H104ZM129 244H130V243H129ZM141 244H142V243H141ZM3 245H4V244H3ZM30 245H31V244H30ZM42 245H43V244H42ZM44 245H46V244H44ZM81 245H82V244H81ZM102 245H103V244H102ZM113 245H114V244H113ZM36 246H38V245H36ZM48 246H49V245H48ZM67 246H68V245H67ZM87 246H88V245H87ZM110 246H111V245H110ZM141 246H142V245H141ZM149 246H150V245H149ZM0 247H2V246H0ZM18 247H19V246H18ZM22 247H23V246H22ZM25 247H27V246H25ZM38 247H39V246H38ZM44 247H46V246H44ZM52 247H53V246H52ZM80 247H82V246H80ZM111 247H112V246H111ZM115 247H116V246H115ZM19 248H20V247H19ZM31 248H32V245H31ZM42 248H43V247H42ZM49 248H50V247H49ZM71 248H72V247H71ZM131 248H132V247H131ZM4 249H5V248H4ZM35 249H36V248H35ZM38 249H40V248H38ZM113 249H114V248H113ZM0 250H2V249L0 248ZM6 250H7V248H6ZM24 250H25V249H24ZM134 250H135V249H134ZM14 251H15V250H14ZM42 251L45 252L46 249H45V251H44V249H42ZM53 251H54V250H53ZM79 251H80V250H79ZM101 251H102V250H101ZM126 251H127V250H126ZM2 252H3V251H2ZM43 252H42V253H43ZM96 252H97V251H96ZM110 252H111V251H110ZM121 252H122V251H121ZM124 252H125V251H124ZM133 252H134V251H133ZM158 252H159V251H158ZM0 253H1V251H0ZM3 253H4V252H3ZM23 253H24V252H23ZM25 253H26V252H25ZM25 253H24V255H25ZM35 253H36V252H35ZM35 253H34V254H35ZM64 253H65V252H64ZM82 253H83V250H82ZM92 253H93V252H92ZM126 253H127V252H126ZM140 253H141V252H140ZM75 254H76V253H75ZM107 254H108V253H107ZM124 254H125V253H124ZM135 254H136V253H135ZM2 255H4V254H2ZM2 255H1V256H2ZM17 255H20V254L17 253ZM24 255H23L22 257H24ZM44 255H46V254H44ZM97 255H98V254H97ZM132 255H133V254H132ZM136 255H137V254H136ZM148 255H149V254H148ZM154 255H155V254H154ZM221 255H223V254H221ZM227 255H228V254H227ZM1 256H0V257H1ZM32 256H33V255H32ZM35 256H36V255H35ZM58 256H59V255H58ZM69 256H70V255H69ZM73 256H74V255H73ZM89 256H90V255H89ZM137 256H139V255H137ZM225 256H226V255H225ZM225 256H224V257H225ZM252 256H253V255H252ZM27 257H28V256H27ZM148 257H149V256H148ZM209 257H210V256H209ZM228 257H229V256H228ZM2 258H3V256H2ZM40 258H41V257H40ZM44 258H45V257H44ZM44 258H43V259H44ZM96 258H97V257H96ZM98 258H99V257H98ZM103 258H104V257H103ZM151 258H152V257H151ZM28 259H29V258H28ZM28 259H27V260H28ZM38 259H39V258H38ZM48 259H49V258H48ZM50 259H51V258H50ZM66 259H67V258H66ZM66 259H65V260H66ZM92 259H93V258H92ZM99 259H100V258H99ZM202 259H203V258H202ZM217 259H218V256H217ZM221 259H223V258L221 257ZM80 260H81V259H80ZM94 260H95V259H94ZM121 260H122V259H121ZM203 260H204V259H203ZM210 260H211V262H212V261H214V258H213V260H212V259H210ZM223 260H224V259H223ZM223 260H222V261H223ZM40 261H41V259H40ZM48 261H50V260H48ZM51 261H52V260H51ZM81 261H82V260H81ZM96 261H97V260H96ZM119 261H120V260H119ZM208 261H209V260H208ZM217 261H218V260H217ZM217 261H216V262H217ZM29 262H30V261H29ZM219 262H220V261H219ZM27 263H28V262L26 261V264H27ZM37 263H38V262H37ZM44 263H45V262H44ZM53 263H54V262H53ZM73 263H74V262H73ZM78 263H80V262H78ZM90 263H91V262H90ZM120 263H121V262H120ZM207 263H208V262H207ZM213 263H214V262H212L211 264H213ZM225 263H226V262H224L223 264H225ZM45 264H46V263H45ZM113 264H114V263H113ZM148 264H149V263H148ZM216 264H217V263H216ZM219 264H220V263H219ZM227 264H228V263H227ZM239 264H240V263H239Z\"/></svg>","mask_w":264,"mask_h":264}]
</instances>
